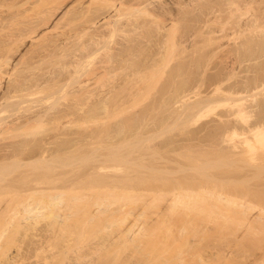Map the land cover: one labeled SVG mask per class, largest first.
<instances>
[{
	"label": "rangeland",
	"instance_id": "rangeland-1",
	"mask_svg": "<svg viewBox=\"0 0 264 264\" xmlns=\"http://www.w3.org/2000/svg\"><path fill=\"white\" fill-rule=\"evenodd\" d=\"M39 1L40 0H37V1L36 0H29V1L28 0H0V2H1V5H0V21L2 20L0 22L2 24V25H0V27L1 26L3 28L5 27V31H3L2 27L0 28V32H1L0 35H2V36H0V42L2 41L3 44L5 43L4 45L3 44L1 45V43H2L1 42L0 46L4 47V46L8 45L7 47L9 48V46L11 45L12 48L14 47L13 49H15V50H17V48L19 49V47H20L18 52H16V54H17L16 57L12 58L13 59L12 64L13 63L14 64L13 65L11 64L13 67H17V65H18V67L16 69H14L9 64L11 67H9V65H6L4 68L5 71L9 70L8 68H10V70H13V71L15 70V72H13L12 75L10 74V78L6 77V75L8 76V74H6V75L4 74V76H3L4 78L2 77V79L0 76V79L3 82L2 83L0 81V85L2 83L1 88L3 89V90L1 89L2 92L0 91V97L1 96L5 97L6 93H8L10 95V90L12 89L11 84L15 83L13 81L12 82L10 81L13 79V76L16 75L15 77L17 78V80L13 79L16 82L18 81V78L23 80L24 79V78L22 79L23 74L25 73L24 74V76H25L27 71L30 73L27 72L28 74L26 76L28 77L30 74L32 75V73H33L32 77L35 75V78L33 77L32 79H36V76H37L36 81L42 76L40 78L41 80H39V82L42 81L43 85H45V82H48L49 84H51L53 82L52 79H54V80L56 79L55 77H57V79L66 77V78H68V80L66 78L65 79L63 78L62 80L61 79L60 80L61 81L67 80L68 82L72 80V82H73L75 77L73 78L72 75H70V77H69V74H71L70 72H72V74L75 72V70H74V72L72 70V69L77 68V66L75 67L74 64H76V63L78 64V62L80 63L81 58L82 59L85 58V59L82 60L83 61L82 64H78L79 69L78 68H77L78 70L76 69V72L73 74V76H75L76 73H77V76L78 75L80 76V73L82 74L81 69L84 72H87L88 71V70H86L87 68L90 69L91 66L93 68H95L96 67L95 65L98 63H99V65H97V66H101V64H102V66L105 65L107 67H110V66H108V63L110 61H111L110 64L112 66L113 65L116 66L117 69L114 68V69H116V70H114V73L108 72L105 75L103 74L104 75L103 76L104 81H100L103 84V86H101V91H100L101 96L98 95L97 96L98 98L93 96V98L90 99V104H91V105L89 104L90 107L88 104H86V105H88V107L85 105V107H86L85 110L81 112V114H84V116H86L88 118H92V115L89 116L90 113L94 114L93 112L90 111L91 110L90 108H93L92 107L93 103L91 100L95 101L98 99V102L101 103V99H102L103 100L102 103L103 102H104L103 104L107 103V105L105 106V108H103L104 105H102L103 107L98 108L97 110L99 112L97 110L96 111L93 110L94 112H96L95 115L97 116V118L100 117L99 119H97V120H99L98 122H96L97 120H95V121L93 120L96 124H93L94 122L91 121L93 118L91 120L89 119L88 122L84 123L85 125L88 123L86 125L87 127H85V125H82V127L80 126L82 128V130L80 127H78L77 124L76 125L74 123H73V125L68 124L69 128L66 125L67 127H65V129H64V130H66V132L63 133V135L61 134L62 136H60V133L58 130H54L53 133L55 136H53V138L48 137V138H52L50 140L51 141L50 143H52V141L54 139V141H53L54 144L52 143L51 145L56 146V147H54L55 152L58 151V153H55L53 156L54 164L52 163V167L56 166L54 168L55 171L52 168L53 172H51V174L53 173L51 178H54V179H52V181H55V183L53 182V184L51 183V185H49L50 187H53L54 194H53V192L50 191L51 189L47 190L45 192H41V193L38 192L35 200L36 201L40 200L39 201L40 203L37 204V202L34 201L33 202L34 204L32 203L30 205L31 208H27V209H25L22 206V204H19V203L14 204V203H10L8 201H5L6 199L8 200V198L19 196V195L28 196L30 193L27 190L28 189L27 184H29L30 180L31 181L33 180L34 176H35V178L37 177V179L38 178L42 179L45 176L47 177V175H45L47 173L45 171L46 168H44L45 167V166H43L44 163H42L43 160H42V162L40 161V163L37 162L40 165L35 163L33 165L35 168L33 166H26L25 168L23 167L24 169L23 168L17 169L16 172L13 173L12 175L5 172V177L7 176L8 178L6 180L4 179L3 182L0 180V183L2 182L1 183L2 185L0 184V188H1L0 189V198H1L0 199V264H186L187 261H188L187 264H196V263L197 264H211V263H214L215 260L219 261V262L214 263V264H226V263H228V264H250V263H252L253 264V263H255V260L257 262L255 264H258V263L264 264V262L262 263V261H261V257L264 254V240L260 241V239H264V236H263V233L261 234L260 229H258V228L264 226L262 224L264 219L263 220L260 219V216L258 215V213H261V212L262 213L260 215L264 214V212H263V210H264V167H263L264 166V160L261 158L259 160L257 159L258 158L257 156L259 153H260L259 156L264 154L263 152L261 153V151H264L263 150L264 149V142H262V141H264V128L261 129L260 132L256 133L255 135L251 134L252 133L251 130H250V132L248 131L250 128H253L252 126L257 125L259 122H260L259 125L260 124L262 125V123H263L262 126L264 127V0H259L260 3L258 2L259 6L257 5L259 7L258 11L256 10L257 13H255L254 12L255 10L253 11L252 9H251V11H250V9L247 11L245 10V12L241 15V19L237 18L239 16L237 14H230L231 13L230 10H225L226 5L218 4L216 0H214V3L216 1V4H218V5H216V4L214 5L213 0H210V3H209L210 5H208L210 7H207L208 9L211 8L209 10L208 9L206 10V7L203 9L199 8L201 10H199V9H196V11L191 10L192 12L188 9V11L190 13L187 14V12H186L187 9H185L186 10L185 11L183 8L184 11L181 9L182 12H180V13H178L179 11H176L177 15L179 14L177 16V18L180 15H181L180 17L182 18L185 16V14L188 15V17L185 16L184 17L185 19L184 18L181 19L179 17L180 19H178V21L180 20L179 23H182V25L181 24H179L181 26L177 25L174 28L175 31H174V29H170L169 27H165L161 24H160L161 27L160 26L156 27L157 24L155 25V24L151 23L152 25H154L152 28L150 22H152L153 19H152V17H151V21L149 19L150 16H152V15L149 14L150 16L149 15L146 16V18L149 16L148 17L149 20H147L146 18H144V20H143V18H141V16L143 14H141V16H139L138 13H136L139 17L138 16L135 17L136 15H134V17L132 16L133 19L138 18V19L143 20V22L146 19V21H150V22H148V25L149 24L150 25H149V27H147L148 25L147 26L145 25L146 27L144 26V28H142L143 27L142 24L143 25H144V23L146 24V22H144L140 25L139 29H137V30H135V28L131 27L132 29L128 30L127 34L123 33L125 31H119V30H117V31L113 30V33L111 34L109 32L110 30L108 31L107 28H106L107 31L104 30L105 32H103V29H105V28H103V29L97 28V29H101L102 30L101 31V30L95 29L94 27H93L94 29H92V27L90 25L89 26L87 25L88 24L87 21L91 20V18L93 19L95 16V18L98 17V19H99V16L102 15L103 11L105 12V10H103V9L95 8V7H97L98 3L97 4L96 3L91 4L89 7V4H88L89 1L87 4L85 2L87 0H83L84 2H82L85 5L80 3V0H76V2L74 0L73 4H70L71 7L69 5V8H68L69 10L66 8L65 9L61 8V11H57V14L55 15L56 17H54V16H50L51 15L50 13H51V11L53 12L54 9L55 10L57 9V7H55L56 1L55 2L52 1L55 4L52 3L51 1H49V2H51V6H50V4H47V6L44 7V10L43 9L41 10L40 6L38 8ZM159 1L161 2V0H159ZM203 1H204V3L209 2V0L207 2L205 0H202V3L200 1H198L197 6L199 3L204 4ZM155 2H157L158 4L160 3V2H158V0L157 1L154 0V3ZM163 2H165V1L163 0ZM211 2L213 4H211ZM154 3L151 4V6L153 7L152 9L155 10L154 13H157V15H156V17L153 16V18H157V16H159L157 18V20L158 19L160 20L161 17H165L166 19H167V17H170V20H171V17H173V19L176 20L175 19L176 17H174L176 14L175 11L174 12L168 11V13H167L168 9H166V8H168V6H169L167 3L161 2L162 4L160 3L159 6L157 4L158 8L155 5L156 3L155 4ZM20 4H22V5H20ZM52 4H54V6H52ZM48 5H49V7H48ZM57 5L58 4H56V6ZM153 5H155V7ZM212 5H214V6L211 7ZM219 5H220V7L217 8V10H215V8L218 7ZM86 6H87V8H86ZM221 6H222V9H220ZM52 7H54V9ZM82 7L84 9L85 8L86 9L84 10ZM48 8H50V10L51 9L52 10L50 11ZM92 8L103 10V11H98L95 9L92 10ZM155 8H157V10ZM162 8L164 9V11ZM223 8H224V12L221 11V10H223ZM39 9H40V11H39ZM45 9H47V10H45ZM74 9L76 12L75 11L73 12ZM87 9L88 10L90 9L91 12L94 10L97 12L94 11L95 13L94 12L89 13ZM174 9L175 8H173V10ZM218 9H220V11ZM48 10H49V12H48ZM66 10H68V11H66ZM43 11H45L44 13L47 14L46 17H49V16L53 17V18H51L52 23L49 22L48 23L49 25H44L45 26L44 27L45 34L38 36V38L36 37L37 39L36 38L33 39V37L29 36V31H30L29 26H30V24H33V22H34V25L36 24L35 27H40L39 29L43 28V24H40V23H42L40 20L42 19L41 17L43 15V13H41V12H43ZM152 11L150 10V12H152ZM201 11H202V13H201ZM184 12H186V13H184ZM227 12H229V13L227 14ZM17 13L20 16L23 15V18H20L17 20ZM37 13H40L41 15L37 14ZM172 13H175V14L173 15ZM220 13L223 17L220 16ZM26 14L29 15L27 17H31L30 15H32L33 18L32 17L31 18L33 20L31 18H27L26 16L24 17V15H26ZM45 14L43 15L44 17H45ZM79 14H80V16H79ZM36 15H37V17H36L37 19L40 16V18H41V19L39 18L40 22H36L37 19L34 17ZM74 15H76L77 17ZM88 15H89V17L90 16L91 17L88 18L87 17ZM97 15H99V16H97ZM160 15H162V16H160ZM243 15H244V17H243ZM11 16H12V18H11ZM20 16H18V18ZM228 16H229V21H231L232 24L230 23L231 24L230 27L227 25L228 27L226 26V28L224 29V27H220L218 24L225 21L226 17L228 18ZM13 17H14V20H13ZM216 17H217V19H215ZM242 17H243V19H242ZM74 18L75 19L78 18V20L76 19L77 22L75 21ZM101 18H103V17H101ZM165 18H163V21L165 20ZM34 19H36V21ZM234 19L236 21L240 20V22L238 21V23H237ZM5 20L7 22H4ZM85 20L87 23L85 22ZM141 20H140V22H142ZM154 20L156 21V19H154ZM168 20H167V22H168ZM218 20L221 22L217 24ZM102 21H104V20H102ZM137 21L139 22V20H137ZM161 21H160V23H161ZM213 21L215 24L213 23ZM234 21H235L237 26L235 25V23L233 25ZM241 21H242V23H241ZM167 22L165 21L164 23H167ZM26 23L29 25H27ZM38 23H39V26H37ZM155 23H158V22L156 21ZM187 23H189V24H187ZM52 24H54L56 27L58 26L57 27L58 29H56L55 26ZM77 24H78V26H77ZM10 25H12L11 26L12 28H10ZM232 25H233V27H232ZM241 25H243V26H241ZM31 26L33 27V25H31ZM26 27H28V28H26ZM83 27L86 28V31ZM88 27L89 28L91 27V30ZM135 27H137V26H135ZM162 27H163V29H162ZM13 28L15 30L11 31ZM16 28H19L21 30L18 31L19 29H16ZM22 28H24V29H22ZM74 28H75V31L73 30ZM77 28L79 31L77 30ZM146 28H149L150 30L146 29ZM9 29H11V30L8 31ZM64 29H65V31H64ZM83 29L85 32H87L86 34H84ZM133 29H134V31H132ZM16 30H17V32H16ZM61 30H62V32L63 31L67 32L65 34L63 32V35L67 39H64V36H62ZM66 30H69V31H66ZM70 30H71V32H70ZM76 30H77L78 35L80 32H81V34L83 33L82 34L83 36L79 35L80 36L79 38L81 40L80 39L78 40ZM24 31H25V33L27 32L26 33V34H28L27 37H31L32 39L29 38V40H28L27 37L26 38L23 37L25 35ZM2 32L4 33V35L2 34ZM20 32H23L24 34H22ZM68 32H70V33H68ZM106 32H108L109 34L108 33L106 34ZM99 33L101 35L106 34L107 36L105 37V39H103V37L105 35H102V37H101L99 35ZM69 34H70V36H69ZM91 34L92 35L94 34L95 36L94 35L92 36ZM11 35H13L15 38ZM56 35H58L59 37L58 36L56 37ZM7 36H11V37H8L10 40L7 38ZM21 36H22V38H21ZM42 36L43 37L45 36V39ZM97 36H100V37H97ZM47 37H49V39ZM70 37H71V40H69ZM72 37H73V39H72ZM81 37L83 38V41L85 40L84 42H82ZM23 38H25V39H23ZM54 38H56V39H54ZM99 38H102V39H99ZM93 39L96 41H94ZM97 39H99V40H97ZM53 40H54V42H53L54 45L51 42ZM100 40H101V44H99L98 46L94 45L95 44L94 42L99 41V43H100ZM172 40L174 41V44H173ZM21 41H23V42H21ZM70 41H72V42H70ZM16 42L18 45L16 44ZM42 42L44 44L40 45V44H42ZM50 42H51V44H50ZM77 42L80 44H78ZM88 42H89V45H88L89 51H88V49H86L85 51L88 54H90L89 52H91V51H92V53L90 55H88L87 58L82 57V55H81L82 50L81 51L79 50L80 53L77 52L78 49L81 48V46H79V45H81L83 43L82 46H84V45L88 44ZM76 43H77V45H76ZM102 43L105 44L104 46L107 45L106 48L102 47L100 49V46L103 45ZM19 44H21V45H19ZM172 45H173V47H172ZM11 46H10V48H11ZM40 46H42L43 48L41 49ZM63 46L66 47L65 50H64ZM69 46L72 48V50L70 49ZM91 46H92V48H91ZM245 46H247V47L245 48ZM2 47H0V48H2ZM7 47H5L4 50H7L6 49ZM73 47H74V49H73ZM115 47H116V49H115ZM125 47H126V49H125ZM103 48H105L106 50H108L107 48H109L108 51L111 53L107 54L109 52L106 51L105 49L103 50ZM248 49L250 51H248ZM52 50H54V51H52ZM56 50H57V52H56ZM58 50H60V51L58 52ZM62 50H64L63 52L67 53L68 51H70L71 53L70 52H69L70 54L67 53V55H68L67 56L66 53L62 52ZM75 50L78 53V55L80 54V56H81V57H79L80 60L78 57H76L77 53L76 54L74 53ZM125 50H128L127 51L128 53ZM244 50H245V52H244ZM40 51H43V52H40ZM50 51H51V53H50ZM129 51H130V53H129ZM246 51H248V52H246ZM47 52L51 56H49V54ZM118 52H119V54H118ZM60 53H61V56H60ZM45 54L46 55L48 54V55L46 56ZM73 54H75V55H73ZM22 55H23V58H22ZM69 55L73 56V57L71 56V58H73L74 61H76V59L78 58V60H77L78 62L72 63L74 66L73 65L70 66L73 59H71ZM109 55H111L112 57ZM24 56H26L28 58L26 59V57L24 58ZM32 56L34 58L33 60L31 58ZM54 56L56 58H54ZM62 56L65 59V60L62 59V61H64V63L66 62V64H68L67 62L69 60L68 65L70 67L68 66L67 68L68 69L70 68V70L65 69V68L63 69V67H61L59 64L57 66V64L54 65L52 63L54 61L60 60L59 58H61ZM108 56L111 57L112 59L108 58ZM42 57H44L45 59L43 60ZM74 57H76V58H74ZM105 57H107V58H105ZM41 58L43 61L41 60ZM22 59H24V60L21 61ZM28 59H29V63L27 62ZM103 59H105V60H103ZM106 59H107V61H106ZM108 59H109V62H108ZM30 60L32 61V63L30 62ZM113 61L115 63H113ZM9 62H11V61H9ZM40 62H41V65L39 64ZM46 62H47V65L49 64V62L52 63L53 65L49 64L48 66H50V67H48L46 65ZM20 63H21V65H20ZM24 64L25 65L27 64V65L25 66ZM29 64L32 66V68ZM42 64H45L46 67H44L45 65H42ZM28 65L30 66L29 69L31 68L30 70L27 69ZM119 65L122 66L123 68L122 69L119 68L120 67ZM52 66H55L56 71L54 70V67H53V70L55 71V73L56 72L58 73L60 67H61V70H63V71L61 72V70H60L59 75L57 73L54 75L53 74L54 72L52 70L53 73L49 71L50 72V74H49L48 70H50V68ZM128 66L130 67V69ZM131 66H132V68H131ZM124 67H126V68L128 67V68L126 69ZM18 68H19V70H18ZM93 68H91V70ZM110 69H113V68L111 67ZM123 69H124V71H123ZM65 70H67V72L70 71L69 74H66ZM45 71H47V73L49 74V75H47L48 78L51 77L50 82L47 81L48 79H46L45 77L44 78L46 79V81H45V79L43 81V76H46V74H47ZM111 71H113V70H111ZM115 71H117L118 73L116 72V74H115ZM128 71H130L132 74L127 75L126 72H128ZM133 71H134V73H133ZM37 72L39 74H37ZM84 72H83V75H85ZM17 73H19V75L21 77H17L18 76ZM111 73H113V75H115L114 76L115 78L113 77V75H109ZM135 73H136V75H134ZM42 74H45V75H42ZM39 75H40V77H39ZM61 75H63V76H61ZM66 75H68V76H66ZM126 75L128 76L127 79H129V77H130V79H129L130 86L133 85V86L129 87V89L128 88H126V89L122 88L125 85L124 81L127 80ZM108 76L109 77L112 76L110 78L111 79L113 78V80H111ZM29 77H31V76H29ZM78 77L75 79L77 80ZM107 77H108V79H107ZM254 79L255 80L258 79V80L255 81ZM101 80H103V78ZM150 81L152 83V87L150 89H147V86H148V84H150L149 83ZM56 82H53L52 85H55L54 83H56ZM48 83L46 84L47 86L49 85ZM59 83H62V82H59ZM63 83H64V81H63ZM105 83H107V84H105ZM109 83H111V84H109ZM121 83H124V85ZM243 83H245L246 86ZM69 84H71V82L66 84L67 86H65L61 92H59L58 94L57 93L54 94V96L51 97L47 102H44V104L46 105V106L44 105L45 108H48V109L50 108L49 112L51 114H54V115L49 114V117L51 116L50 119L53 116H58V115L60 116V113H63V111H64L63 108H66L65 106L67 104L70 105L68 103V101L74 103V100H73L74 98H72L73 93H72L71 97L69 96V94H71V93H69L67 95V92L73 91V89L70 86H69V88H71V89L67 90V87ZM73 84L74 83H72L71 85L73 86ZM236 84H238V85H236ZM121 85H123V86H121ZM143 85L146 87L144 88ZM2 86H4V87H2ZM8 86L10 88H8ZM49 86H51V85H49ZM56 86H58V85L56 84ZM126 86L127 85H125V87ZM233 86H234V88H233ZM240 86H241V88H240ZM119 87H120V89H119ZM7 88L10 89L9 92H8ZM132 88H134V89L132 90ZM249 88H250V90H248ZM241 89H242V91H239ZM244 89H247V90H244ZM5 90H6V92H5ZM109 90H111V91H109ZM114 90L116 92L118 90L117 95H116V92ZM140 90H141V93H140ZM235 90H236V92H235ZM65 91H66L67 98L65 97L66 96L64 93ZM113 91L115 93H113ZM124 91H126V92H124ZM130 91L132 94H129ZM230 91H231V93H229ZM127 92H128V94H127ZM108 94H110V95L107 96ZM111 94L112 95L114 94V95L111 96ZM118 94H119L120 98L118 97ZM57 95L61 96V98H59ZM127 95H129L130 97ZM62 96H64L65 101L62 100L63 99ZM68 96H69V99H68ZM55 97H56V99H54ZM109 97H111V98L109 99ZM10 98L14 99V100H12L13 104L16 101L19 102V100H20V99L16 100L17 98H20V97H17L16 99L14 97H10ZM10 98L7 97L5 99H6V101L7 100L9 101ZM103 98H105V99H103ZM122 98L123 99L125 98L128 100H125V99L121 100ZM5 99L2 100V101H4L3 103H5ZM57 99H59L58 105H59L60 100L62 102H65L66 105L60 104L59 107H57L58 106V105L56 106ZM66 99H67V102H66ZM70 99L73 101H70ZM106 99H109L108 100L109 102ZM116 99H117V101H116ZM53 100H55L56 103H55V101L53 102ZM110 100H112V101H110ZM129 100L132 103H130ZM8 101H7V103L11 105V103H12L11 100H10V102H8ZM61 101H60V103H62ZM118 101L120 103H118ZM122 101L124 103H121ZM18 102H16V103H18ZM21 102H23V103L19 104L18 106H15L16 110L11 111L12 113L8 112L5 114L9 115L11 113L13 118H14L17 116V115L14 116V113L16 111H17L16 113L18 114V116H20L19 113H21V115L23 113H24V115H26L29 112L28 108L29 109L33 108V106H32L33 104H31V101L26 100L24 102V100H23ZM50 102H51V104H49L50 106L48 105V107H47V103H50ZM112 102H114V104H111ZM126 102L129 103V105H127ZM52 103H53V105H52ZM28 104L31 108L29 106H27ZM54 105L56 107H53ZM109 105H110V109L107 110L109 108ZM119 105L123 106V107H120ZM51 106H52V108H55V109L51 110ZM116 106L118 107V109L119 108L120 109L118 110ZM39 107L42 108V106H39ZM113 107H116V109ZM99 109H101V110L103 109L102 110L103 112L100 111ZM54 110H55V112H54ZM51 111L54 113H52ZM71 111H72V109H71ZM73 111H74V109H73ZM85 112H87V113H85ZM73 114L74 113H71L70 116H72ZM61 115H63V114H61ZM73 117L75 118L74 115H73ZM73 117L70 118V120H73ZM255 122H256V124H255ZM48 125L50 126V124H48ZM70 125H71V127H70ZM54 126H55V124H54ZM83 127H84V129H83ZM68 130H70L68 132L69 135L64 136L65 134L66 135L68 134L67 133ZM96 130L98 133L96 132ZM102 130L104 132L107 131V133L105 132L106 133L105 134L104 132H102ZM73 131H76V132L73 133ZM80 131H81V133H80ZM79 133L82 135L81 137H79L80 136ZM102 133L104 136H102ZM20 134H22V133H20ZM20 134H15V136L19 135L17 140H16V137H14V136L13 137L15 139H13V137H12V139L9 137L7 139H4L3 137H1V139H4V140L0 139V152H2V156L0 154V160H1L0 164L1 165H3V166L5 165V167H6L8 164H11V162H9V160L12 158L9 159V157L7 155L9 153V151H7V149H5V148H8L9 145L12 143H15V145H17V146L13 147V145H12L11 147L18 149L20 151H25L28 148L26 151V152H28V150H30L31 147H32V149L33 148L34 149L42 148V146H43L42 142H44L42 139H40V138H42L41 136H43L42 133L40 135L38 134L35 136L31 135L32 137L28 136V135H26L27 137L26 136L20 137ZM22 135H25V134H22ZM95 135L97 138L94 137ZM99 135H100V137H99L100 139L98 138ZM1 136H3V135H1ZM248 136H249V138H248ZM104 137H107V138L104 139ZM246 138L250 139L251 145L254 144L252 147H250L248 145L246 146V144L243 143V141ZM80 139L83 142L82 144H81V141H78ZM98 139L102 142L101 147L99 146V145H101L100 144L101 142ZM18 140H20V141H18ZM21 140H22L23 144L21 146H18L22 143ZM33 140H35V141H33ZM40 140H42V141L40 142ZM67 140L68 141L70 140L69 141L70 143L67 142ZM221 140L222 141L224 140V142H222ZM255 140H258V141L255 142ZM8 141H9V143H8ZM48 141H49V139H48ZM73 141H75V142H73ZM77 141H78V143H77ZM226 141H227V143H226ZM16 142L17 143L19 142V143L17 144ZM30 142H31V145H30ZM32 142H33V144H32ZM57 142H59L61 145ZM110 142H112V143L114 142V143L112 144ZM115 142L117 145L115 144ZM215 142L217 145L215 144ZM218 142L221 143V144H219L220 146L218 145ZM238 142L241 145L238 144ZM252 142H254V143H252ZM3 143H5V144H3ZM6 143H8L9 145ZM25 143H27L28 145ZM258 143L259 144L261 143L263 145H261V144L259 145ZM1 144L5 145V146L7 145L8 147H4ZM44 144H45V142H44ZM77 144L78 145L80 144V146L76 147ZM125 144H126V146H125ZM228 144H230V145H228ZM29 145L31 147H29ZM40 145H42V146L40 147ZM65 145L67 147H65ZM83 145L86 147L84 148ZM127 145L131 146V147H128ZM238 145H240L239 147H243V148H239ZM256 145H257V147H256ZM74 146L78 149L82 146L83 147L81 149H79V152H78V150ZM116 146H119V147L117 148ZM121 146L124 148H122ZM218 146L221 149H219ZM19 148H21V149H19ZM71 148H73V149H71ZM119 148H120V150H119ZM129 148H131L132 151L129 150L130 154L129 153L127 154V150ZM226 148H228V150ZM2 149H3V151H1ZM4 149L7 151L6 152L7 154L4 152ZM65 149H67L68 151ZM113 149L115 150L114 152L119 153L118 154V155H120L119 159L117 158L118 155L113 156V155H116V153H114L112 151ZM222 149L225 152H223ZM238 149H240V150L238 151ZM248 149H249V151H253V153L251 152L252 153L251 155H249V153H248L249 151L247 152ZM84 150H85V153H84ZM211 150H213V151L218 150L219 152L218 151L217 152L220 156L217 155V152H215V154H216L215 155L213 151L211 152ZM229 150L232 151V153H234L235 155L230 152L229 156H227L229 153ZM234 150H237L239 155H237L236 154L237 152L236 151L234 152ZM244 150H246V151L244 152ZM72 151H74V152H72ZM123 151H124V153L122 155ZM240 151H242V152H240ZM254 151H255V153H257L256 151H258V154L256 155L254 153ZM62 152H64V153H62ZM111 152L114 154H112ZM239 152L241 154L243 153V155L247 158H243V156L240 155ZM88 153H90V154L88 155ZM221 153L224 154L225 158L228 157L229 159L228 158L227 159L229 161L227 159L225 160L224 156L221 155ZM106 154L107 155L109 154L108 156L110 158H108V156ZM110 154H111V156H110ZM213 154H214V156H213ZM87 155L88 156L91 155V157L87 158L86 157ZM211 155H212V157H211ZM230 155H233V156H230ZM252 155H253L252 159L255 158L254 160H252L250 158ZM254 155L256 157H254ZM6 156L8 157L7 159L5 158ZM82 156H84V158L88 162H86V160L84 158L82 159L81 158ZM105 156H107V157L105 158ZM123 156L127 157V159L124 160ZM221 156H223L224 160L221 159L222 158ZM58 157H60V158H58ZM62 157H64L65 159H63ZM112 157L113 158L115 157V159H116V161L113 160V161H115L114 163L112 161V159H113ZM121 157H123V158L121 159ZM218 157H221L220 158L221 160ZM263 157H264V155L262 156V158ZM230 158L232 160H230ZM238 158H240V160ZM100 159H101V161L106 160V161H104L105 162L104 164L106 166H109V164H110V166L112 164H113V166L114 165L117 166L116 169L119 168V166H118L119 162L117 163L118 165H116V162L120 161V159H121V161H123V163L120 161V163L122 164L123 167L126 163L131 165V166L127 165L128 167L125 165V167H124L125 172L126 173L128 172L127 173L128 175L130 174V176H129L130 179L128 182H127L128 178H129V177L127 178L128 175L125 173L124 174L127 176H125L123 173H122L123 175L121 174V176H123V178H124V176L126 177L125 182L124 181L123 182L124 183L127 182L126 184L122 183V184L126 185V186L123 185L122 189L125 187L131 188V186L135 185V182H137V181L139 182V179H141L140 181H142L141 177L144 178V176H146V175H144V171L150 172L149 173L150 175L148 174L149 176H146L147 177L146 180L148 181V179L151 178L149 180L152 184L149 182H147L145 184H143V182L142 183L139 182V184H138L139 189L133 188V187H136L137 184H136V186L132 187L133 189L136 190L137 193H140L143 191L147 195L145 197V194L140 193V195L143 196V198L141 197L137 206H136V203H134V206H132L133 205V203H132L131 206L129 205L130 206L129 208H128V206H125V207H127V208H125V210H124V208H121V210L123 209V211H125V212H126V210L127 211L129 210L128 213L126 212L127 214L123 211L119 213V211H121L120 209H116V211H114L115 206H116V208L117 207L119 208V206H121V205L123 206L122 202L121 203L118 202L119 204L117 203L115 205H114V203H111L109 206L108 205L106 206L105 205L106 203L104 205H99V203L96 204L95 202H93V200H95V199H92L93 195L94 194L97 195L98 194L97 192H102V191H99V189L100 190L104 189V188L101 189L102 186L103 187L107 186L108 188L110 186H114L113 188H115L117 186V183L121 184L122 181H120V180L123 179V178L120 179L121 176L118 177L119 180H118V178H116L118 176V174L120 175V173L124 171L122 166H120L121 170L119 168V170H116V171L114 170L115 168H113V166H111L112 169H110V166L108 167V169H106L107 168L106 166H105L106 168L102 167L100 169V167L104 165L103 162H100ZM129 159H130V161H128ZM211 159H214V160L216 159L214 162L215 163L217 162V165L214 164V162H212L213 163L212 164ZM110 160L112 162H109ZM260 160H262V161H260ZM194 161H196V162H194ZM257 161L260 162V164L262 163L263 165L258 164ZM12 162H13V159H12ZM6 163H8V164L6 165ZM144 163L147 164L148 167ZM204 163H205V165H207V167H204L205 166ZM218 163L220 165H218ZM197 164H199V165H197ZM211 164H212V167H211ZM1 165H0V168L3 167ZM138 165L140 167H138ZM208 165H209V167H208ZM136 166L138 168H136ZM143 166H145L144 169H143ZM199 166L201 167L202 171L200 170ZM202 166H203V168H202ZM217 166H219V167H217ZM29 167L32 168L33 171H31V169ZM198 167H199V169H198L199 171L198 170L196 171L195 168H198ZM228 167H230L231 169ZM96 168H98L100 170H97ZM128 168H130L131 171ZM139 168H142V169H139ZM152 168H154L156 170H159V168H160V170L162 169L164 172H162V170H161L162 173L157 172L154 169H153V171H154L153 172L151 170ZM218 168H219L220 172H219ZM226 168H227V171H226ZM2 169H4V167ZM6 169H8V168H6ZM122 169H123V171H122ZM212 169H214V170L216 169L217 171L215 170L216 171L215 173L211 172ZM23 170L25 173L23 172ZM126 170H128V171H126ZM133 170H134L135 174L132 175L131 172ZM20 171H21V173H20ZM137 171H139V172H137ZM204 171H206L208 174L206 173L204 175H200L201 172L205 173ZM253 171H255V173ZM42 172H44L45 174ZM118 172H120V173H118ZM140 172H143V176H142V174L140 175ZM231 172H233L232 175H231ZM235 172H236V174H235ZM40 173H42V174H40ZM163 173L165 174V176ZM209 173H210V176H209ZM212 173L217 175L218 179L221 180L220 181L221 183L218 182L217 177L214 176ZM38 174H40L41 176ZM159 174L160 175L163 174V175L157 176ZM211 174L213 175V178L216 181L212 180L213 178H211L212 177ZM245 174H247L248 177ZM250 174H251V176H250ZM8 175H10V176H8ZM27 175H28V177H27ZM43 175H45V176H43ZM136 175L138 177L139 176H141V177L140 178L135 177ZM152 175H155L157 177L154 178V177H152ZM205 175H207V176H205ZM49 176H51V175H49ZM203 176H204V178H201ZM208 176H209V180H206V179H208ZM241 176H242V179H239V178H241ZM11 177L14 179V181L16 180L15 182H17L18 184L15 182H12ZM108 177H109V181L107 180ZM114 177L117 180V181L113 180V182L116 181L115 182L116 184L114 183L115 185L111 183L112 182L111 179H114ZM236 177H237V179H236ZM24 178H27V179H24ZM102 178H104L106 180H102ZM231 178H233V179H231ZM22 179H24V180H22ZM134 179L137 181H133ZM226 179H228V180H226ZM249 179H250V181H249ZM8 180H10L12 183ZM25 180H26V184H25ZM34 180H36V179H34ZM100 180H102L101 181L102 183L100 182ZM131 180L133 181V184L130 183ZM211 180L216 182V184L214 185V183L211 182ZM21 181H22V183H21ZM222 181H224V182H222ZM230 181L231 182L234 181V183L236 181L237 182L234 185V183H231ZM103 183H106V185H103ZM128 183H130V184L127 185ZM54 185L56 187H54ZM121 185H118V188L117 189L115 188V191H120ZM140 185H141V189H140ZM4 186H6V187H4ZM11 186H12V188H11ZM19 186H21V187H19ZM178 187H181L180 189H182V190H179ZM213 187L215 188L214 189L215 191H213L214 193L220 192V194H223V196H225L224 193H226V195L228 194V196H231V198L235 197L237 202L241 201L242 203H240V202L239 203L242 206V207H240V209L242 211H243V209H245L246 211L250 210V209H248V206H250L251 210L253 212H251L249 214L247 212L245 213V210H244L243 212L245 213V215H242L243 214L242 213L241 217L244 218L243 220H245V217L247 215H249L246 217V219H247V221H250L252 225L250 224V222H247V223H249V224H247L245 222L246 221L245 220L244 222L246 223V225L244 224L245 226H242V227H241V225H239L238 226L239 229L237 230V232L233 233L230 228H223L219 224L220 223L219 221L221 220L219 218H216L215 220L211 219L209 221H207L208 219L206 221L200 220L199 217H197V214H194V211H192L191 209H189V210L192 211L191 212L192 214L191 213L189 214L188 213V207L187 208L185 207L186 203L180 202V205L178 203V205L175 204L176 206L175 205L170 206L173 203L172 201H174V199H175V198L172 199V197H171L172 193H175V191L179 192L180 196H181V194L182 195L187 194V191H188V194H191L192 192H193L192 194H194V192H195L194 195H196V194H198V192L199 193L203 192L204 189L205 190L208 189L209 191L213 190ZM234 187H235L236 192L233 189ZM110 188H112V187H110ZM119 188H120V190H118ZM202 188H204V189H202ZM159 189H160V191H159ZM138 190H140V192ZM48 191H50V192H48ZM157 191H159V192L157 193ZM180 191H182L183 193H181ZM255 191H257L256 193H258V197H256L257 195H256ZM57 192L59 194H60V192H63L61 194H62V196L64 195V197L66 199H63L64 198L63 197L61 199V201H59L60 199L59 200L58 199L53 200L54 199L53 196H55L57 194ZM75 192H77V193H75ZM103 192H105V191H103ZM106 192H107V190H106ZM184 192H186V193H184ZM239 192H240V194H239ZM73 193H75L77 195L79 193H81L82 195H84V197L86 196L85 198L88 197V200L92 196L91 197L92 200H89V201L87 200L91 205L88 204V202H86V200L84 199L85 200L84 202H86L88 204V206L90 205L89 208L86 206L87 204H85L83 201L81 203L76 202V206H77V204H79V205L82 203L85 204V207L82 205H80V206L78 205L79 208L84 207V208H82L83 210L81 208H80L81 209L80 210L78 208V206L72 207L75 204H74V201L72 199H71V201H69L70 200L69 195H73ZM151 193L154 195L153 198H150V197H152ZM155 193H157V194H155ZM163 193H165L164 195H167V193H168L169 198H168V196L162 197ZM169 193H171V195H169ZM179 193L178 194L175 193V194L177 196H179ZM203 193H205V191ZM48 194L49 195L51 194V195L48 197ZM158 194H159V197L156 196ZM205 194H207V193H205ZM251 194H252V196H251ZM176 195H174V197H176ZM38 198H39V200H37ZM41 198L45 199V201L43 200V202H41L42 201ZM49 198H52V199H49ZM238 198H240V200H238ZM152 200L156 201V202L153 201L155 204H153V203L150 204V202H152ZM157 200L159 202H157ZM140 201H141V203H140ZM247 202L248 203L251 202L250 203L251 205H249ZM254 202H257V204L255 203L256 209H257V211H255V212L257 213V215L254 212L255 209L254 208H253L254 210L252 209V207H253L252 204H254ZM124 203L126 205L129 204V203L127 204L126 202H124ZM246 203L248 204V206L246 205L247 207L245 208ZM100 204H103V203H100ZM110 206H111V208H110ZM167 206H169L171 208H168ZM153 207H155V209ZM172 207L177 208L176 211L174 210L175 208H172ZM178 207L181 209L179 210ZM143 209H144V211H143ZM185 209L187 210V212H184ZM110 210H113V212L112 211L110 212ZM117 210H118V212H117ZM141 210L143 213H141ZM106 211H109V212L107 213ZM114 212H116L115 213L116 215L113 214L115 216V219L117 216L122 215L123 217L119 216V219L121 220L126 215L125 219H123L125 221L123 222V221H120L119 219H118V221H115V219L112 220L113 215L111 213H114ZM144 212L146 213V215L144 214ZM121 213H125V215L121 214ZM138 214H140V215H138ZM135 215H137V216H135ZM143 215L145 216V218L143 217ZM108 217L111 219V221H110V219H106ZM142 217H143V219H142ZM263 217H264V215H262L261 218H263ZM132 218H134L136 220L135 221L133 220L134 221L133 222L131 220ZM139 218H141V220ZM193 218H194V220H193ZM95 220H98V222ZM189 220L192 222L194 221V223H192V222L190 223ZM196 220H198V221H196ZM130 221H132L134 223L132 226L130 225L132 223ZM136 221L137 222L141 221L140 223L143 226V228L140 226L139 222H138L139 225L136 224L137 223ZM241 221H242V219H241ZM127 222H129L130 224H128ZM164 222H165L166 226H171L172 224H173L172 228L175 226L174 229H172V230H174V231H172L174 234L172 233L173 236H171L173 238L172 240H174V242H175L172 245L174 247L172 249L171 248L168 249L165 247L161 248V250L155 249V248L152 249V245L149 244V239L147 240V238L149 237V235L147 233L150 234L152 229L157 227V225L160 226ZM126 223H127V225H126ZM211 225H213V226H211ZM134 226H136V227H134ZM127 227L128 228L131 227L130 230H127L128 233L125 231ZM252 227H253V230H255L254 232L255 233L257 232L256 234L253 232V230H251ZM135 228H138V229H135ZM139 228H140L139 233L141 235L137 234V232L139 231ZM164 229L165 228H161V231H163ZM178 229H180V230H178ZM245 229H246V231H245ZM141 230H143V231H141ZM122 231H125V233H123ZM130 231H131V233H133L135 231V233L131 234V233H129ZM259 232H260V234H259ZM220 234H222V235H220ZM224 234H225V236H224ZM250 234H252V236ZM135 235H137L138 237L137 236L135 237ZM134 237H135V239H134ZM142 237H144V239L147 237L145 241H147L148 244L144 241V239ZM139 238H142V239L140 240ZM231 238H233V239H231ZM133 239H134V241H133ZM137 239H139V241L143 242V243L136 241ZM184 241L185 242L188 241V242L185 243ZM228 241H229V243H228ZM241 241L243 244L241 243ZM177 242L182 243V244L179 245V243H177ZM260 242H262V243H260ZM181 245H184V246L186 245V246L185 247L183 246L184 247L183 248ZM233 245H235V246L233 247ZM238 245H241V246L238 247ZM188 248H190V249H188ZM212 248L214 250H211ZM220 250H221V252H218ZM236 250H238L237 251L238 253L236 252ZM212 251H213V254L211 253ZM215 251H217V252H215ZM222 251H223L225 256L222 255L223 254ZM245 251H246V253H244ZM230 252H232V253L230 254ZM240 252H241V254H239ZM214 253H216V254H214ZM235 253L239 254L241 256L243 254L242 257L245 256L244 258L246 260L244 258H239V257H241L239 255H237V257H236ZM249 253H251L252 255ZM212 255H216V256L218 255V256L216 257V256H212ZM227 255H228V257H227ZM232 255H233V257H232ZM217 259H219V260H217ZM221 259H222L223 263H222V261H220ZM235 259H236V262H234ZM226 260L227 261L229 260V261L225 262ZM229 262H231V263H229Z\"/></svg>",
	"mask_w": 264,
	"mask_h": 264
},
{
	"label": "bare ground",
	"instance_id": "bare-ground-1",
	"mask_svg": "<svg viewBox=\"0 0 264 264\" xmlns=\"http://www.w3.org/2000/svg\"><path fill=\"white\" fill-rule=\"evenodd\" d=\"M29 1V0H28ZM37 1V0H36ZM49 1H56L55 3L56 4H58L57 6H56V4L54 3V2H52V3H54L55 4V7H57V9L55 10L54 9V7H52L54 10H53V12L50 10V8H48L50 11H51V15L50 16H54V17H56L55 15L57 14V11H61V8L62 9H68L69 8V5L70 4H73V1L74 0H40L39 1V5H38V8H39V6L41 7L40 9L42 10H44V7L45 6H47V4H50V6H51V2H49ZM88 1H89V3H88ZM155 1H157V0H155ZM165 2H163V0H161V2L162 3H167L169 6H168V8H166V9H168L167 10V13H168V11L169 12H174L175 11V13H172L173 15L175 14V16L174 17H176L175 19L176 20H174L173 19V17H171V20H170V17H167V19L165 18V17H161L160 18V20L158 19L157 20V18L159 17V16H157V18H153V16L154 17H156V15H157V13H154V11L155 10H153L152 8V6H151V4H153L154 3V0H87V1H85L86 2V4L88 3L89 4V7H90V5L91 4H94V3H98V5H97V7H95V8H100V9H103V10H105V12L103 11V10H99V9H95V8H92V10L93 9H95V10H98V11H103V13H102V15H100L101 17H103V18H101L99 15H97V16H99V19H98V17L97 18H95V16H94V18L92 19L91 18V20H89V21H87L88 22V26L90 25L91 27H92V29H97V28H101V29H103V28H105V29H103V32H105L104 30H106V28H107V30L112 34L113 33V30H115V31H117V30H119V31H125V32H123V33H126L127 34V32H128V30H131L132 28H135V30H137V29H139V27H140V25L142 24V23H144V22H146V24L144 23V25L142 24V28H144V26L146 25H148V22H150L151 21V17H152V19L154 20V19H156V21L158 22V23H155L153 20H152V22H150V24L152 23V24H157L156 25V27L157 26H160V24L161 25H163V26H165V27H169L170 29H174L177 25H179V24H181L182 25V23H179L180 22V20L178 21V19H180L181 17V15L177 18V16L179 15H177V12L176 11H179L178 13H180V12H182V10H183V8H184V10L185 9H187V14L188 13H190L189 11H188V9L191 11H196V9H199V8H201V9H203V8H205L206 7V10L208 9L207 7H210V6H208V5H210L209 3H210V0H209V2L208 3H204V1H203V3L204 4H198V6H197V2L198 1H200L201 3H202V0H164ZM177 1V2H176ZM206 2L208 1V0H205ZM217 1V3L218 4H220V5H226L224 8H225V10H230V14H237V15H239L237 18H239V19H241V15L245 12V10L247 11V10H249L250 9V11H251V9L255 12V13H257V11H258V2L260 3V1L259 0H216ZM216 1H215V3H214V0H213V3H214V5L216 4ZM3 2V1H2ZM75 2H76V0H75ZM82 2H84L83 0H80V3H82ZM158 2H160L159 0H158ZM160 2V3H161ZM196 2V3H195ZM156 3V4H155ZM154 4L156 5V7H157V2H155ZM159 3V4H160ZM161 3V4H162ZM212 2H211V4H213ZM3 4V3H2ZM37 4V3H36ZM35 4V5H36ZM54 4H52V6H54ZM83 4V3H82ZM159 4H158V6H159ZM218 4H216V5H218ZM0 5H1V2H0ZM20 5H22V4H20ZM83 5H85V4H83ZM155 5H153L154 7H155ZM214 5H212L211 7H213ZM220 5L218 6V7H216L215 8V10H217V8H219L220 7ZM258 5V6H257ZM95 6V5H94ZM99 6V7H98ZM163 6V5H162ZM19 7V6H18ZM30 7V6H29ZM48 7H49V5H48ZM70 7H71V5H70ZM92 7V6H91ZM161 7V6H160ZM164 7V6H163ZM83 8V7H82ZM86 8H87V6H86ZM85 8V9H86ZM158 8V7H157ZM157 8H155L156 10H157ZM172 8V9H171ZM173 8H175L174 10H173ZM224 8H223V10H221V11H223L224 12ZM19 9V8H18ZM26 9V8H25ZM40 9H39V11H40ZM60 9V10H59ZM81 9V8H80ZM84 9V8H83ZM84 9V10H85ZM163 9V8H162ZM182 9V10H181ZM201 9H199V10H201ZM209 9H211V8H209ZM208 9V10H209ZM213 9V8H212ZM220 9H222V6H221V8ZM220 9H218L219 11H220ZM27 10V9H26ZM45 10H47V9H45ZM49 10H48V12H49ZM69 10V9H68ZM68 10H66V11H68ZM88 10V9H87ZM94 10V11H95ZM150 10L153 12H150ZM181 10V11H180ZM183 10V11H184ZM257 10V11H256ZM29 11V10H28ZM27 11V12H28ZM75 11V9L73 10V12ZM83 11V10H82ZM94 11H90V9L88 10V12L89 13H93ZM161 11V10H160ZM163 11H164V9H163ZM191 11V12H192ZM212 11V10H211ZM252 11V12H253ZM20 12V11H19ZM45 11H43V12H41V13H43V15L45 14L44 13ZM71 12V11H70ZM76 12V11H75ZM85 12V11H84ZM95 12H97V11H95ZM94 12V13H95ZM109 12V13H108ZM162 12V11H161ZM186 12H184V13H186ZM204 12V11H203ZM80 13V12H79ZM82 13V12H81ZM136 13H138V15L139 16H141V14H143L142 16H141V18H143V20H144V18H146V16L147 15H152V16H150V21H146V19L147 20H149L148 19V17L145 19V21L143 22V20H141V19H138V18H134L133 19V17H134V15H136L135 17H137L138 15L136 14ZM152 13V14H151ZM160 13V12H159ZM158 13V14H159ZM163 13V12H162ZM199 13V12H198ZM201 13H202V11H201ZM229 12H227V14H228ZM23 14V13H22ZM37 14H40V13H37ZM65 14V13H64ZM67 14V13H66ZM154 14V15H153ZM165 14V13H164ZM41 15V14H40ZM42 15V19L40 18V16H39V18L41 19L40 21L42 22V23H40V24H43V28L42 29H39L40 27H35V25H34V22H33V24H30V26L31 25H33V27L31 28L30 26H29V29H30V31H29V36H31V37H33V39H35L36 37L38 38V36H41V35H43V34H45V30H44V25H49L48 23L49 22H51L52 23V19L51 18H53V17H46L47 16V14H45V17ZM83 15V14H82ZM171 15V14H170ZM225 15V14H224ZM16 16V15H15ZM18 16H20V15H18V13H17V20L18 19H20V18H23V15L22 16H20L19 18H18ZM27 17V16H29V15H24V17ZM32 18H33V16L32 15H30ZM58 16V15H57ZM63 16V15H62ZM74 16H76V15H74ZM79 16H80V14H79ZM84 16V15H83ZM128 16V17H127ZM133 16V17H132ZM138 16V17H139ZM160 16H162V15H160ZM164 16V15H163ZM168 16V15H167ZM185 16H187L188 17V15H186L185 14ZM184 16V17H185ZM220 16H222L221 15V13H220ZM219 16V17H220ZM31 17H27V18H31ZM35 18L37 17V15L36 16H34ZM77 17V16H76ZM88 18H90L89 17V15L87 16ZM127 17V18H126ZM132 17V18H131ZM184 17H182V18H184ZM186 17V18H187ZM218 17V18H219ZM223 17V16H222ZM243 17H244V15H243ZM243 17H242V19H243ZM5 18V17H4ZM11 18H12V16H11ZM10 18V19H11ZM31 18V19H32ZM39 18L37 19V21H36V19H34L36 22H40L39 21ZM62 18V17H61ZM81 18V17H80ZM163 18H165V20L163 21ZM181 18V19H182ZM2 19V18H1ZM7 19V18H6ZM9 19V18H8ZM30 19V20H31ZM75 19V18H74ZM77 20H78V18H76ZM76 19H75V21H76ZM169 19V20H168ZM185 19V18H184ZM215 19H217V17L215 18ZM220 19V18H219ZM224 19V18H223ZM222 19V20H223ZM236 19V18H235ZM234 19V20H235ZM4 20V19H3ZM13 20H14V17H13ZM25 20V19H24ZM27 20V19H26ZM33 20V19H32ZM72 20V19H71ZM82 20V19H81ZM87 20V19H86ZM86 20H85V22H86ZM102 20H104V21H102ZM137 20H139V22L137 21ZM140 20L142 21V22H140ZM162 20V21H161ZM167 20H168V22H167ZM227 20V21H226ZM2 21V20H1ZM0 21V22H1ZM11 21V20H10ZM55 21V20H54ZM74 21V20H73ZM160 21H161V23H160ZM167 22V23H164V22ZM219 21V20H218ZM217 21V24L218 23H220L221 21H219L218 22ZM233 21V20H232ZM236 21V20H235ZM235 21L233 22V25H234V23H235ZM238 21L240 22V20H237L236 22L238 23ZM4 22H7L6 20L4 21ZM9 22V21H8ZM13 22V21H12ZM17 22V21H16ZM35 22V23H36ZM77 22V21H76ZM79 22V21H78ZM86 22V23H87ZM90 22V23H89ZM154 22V23H153ZM182 22V21H181ZM19 23V22H18ZM32 23V22H31ZM60 23V22H59ZM58 23V24H59ZM72 23V22H71ZM213 23H214V21H213ZM231 23V21H229V16H228V18L226 17V19H225V21H223V22H221L220 24H218L220 27H224V29L226 28V26L228 25L229 27H230V25L232 24H230ZM241 23H242V21H241ZM4 24V23H3ZM8 24V23H7ZM12 24V23H11ZM21 24V23H20ZM27 24V23H26ZM57 24V25H58ZM84 24V23H83ZM149 24V25H150ZM151 24V26H152V28H153V26L154 25H152ZM159 24V25H158ZM187 24H189V23H187ZM215 24V23H214ZM216 24V25H217ZM240 24V23H239ZM238 24V25H239ZM0 25H2L1 23H0ZM5 25V24H4ZM14 25V24H13ZM18 25V24H17ZM27 25H29V24H27ZM26 25V26H27ZM52 25H54V24H52ZM86 25V26H87ZM149 25L147 26V27H149ZM181 25H179V26H181ZM215 25V26H216ZM233 25H232V27H233ZM235 25H236V23H235ZM12 25H10V28H12L11 27ZM19 26V25H18ZM17 26V27H18ZM37 26H39V23H38V25ZM41 26V25H40ZM55 26V25H54ZM53 26V27H54ZM77 26H78V24H77ZM81 26V25H80ZM85 26V27H86ZM135 26H137V27H135ZM145 26V27H146ZM212 26V25H211ZM227 26V27H228ZM237 26V25H236ZM241 26H243V25H241ZM2 27V26H1ZM0 27V28H1ZM58 27V26H57ZM56 26H55V28L56 29H58ZM91 27L89 28L90 30H91ZM94 27V28H93ZM132 27V28H131ZM161 27V26H160ZM219 27V28H220ZM231 27V28H232ZM235 27V26H234ZM3 28V27H2ZM21 28V27H20ZM26 28H28V27H26ZM54 28V29H55ZM79 28V27H78ZM78 28H77V30H78ZM84 28V27H83ZM16 29H19V28H16ZM22 29H24V28H22ZM53 29V28H52ZM51 29V30H52ZM85 29V31H86V28H84ZM84 29H83V31H84ZM101 29H97V30H101ZM146 29H149V28H146ZM162 29H163V27H162ZM177 29V28H176ZM11 29H9L8 31H10ZM13 30H15L14 28L11 30V31H13ZM21 29H19L18 31H20ZM48 30V29H47ZM74 31H75V28L73 29ZM77 30H76V33H77ZM88 30V29H87ZM106 30V31H107ZM150 30V29H149ZM3 31H5V27L3 28ZM7 31V30H6ZM49 31V30H48ZM64 31H65V29H64ZM63 31V32H64ZM66 31H69V30H66ZM79 31V30H78ZM84 31V34H86L87 32H85ZM95 31V30H94ZM102 31V30H101ZM112 31V32H111ZM132 31H134V29L132 30ZM173 31V30H172ZM174 31H175V29H174ZM16 32H17V30H16ZM15 32V33H16ZM47 32V31H46ZM61 32H62V30H61ZM63 32H62V36H64L63 35ZM70 32H71V30H70ZM70 32H68V33H70ZM73 32V31H72ZM102 32V33H103ZM130 32V31H129ZM1 33V32H0ZM6 33V32H5ZM9 33V32H8ZM11 33V32H10ZM20 33H22V34H24L25 33V31H24V33L23 32H20ZM27 33V32H26ZM25 33V35L23 36V37H27V35L28 34H26ZM56 33V32H55ZM65 33H67V32H64V34ZM91 33V32H90ZM101 33V32H100ZM99 33V35L102 37V35H105L104 37H103V39H105V37L107 36L106 34L108 33V32H106V34H100ZM2 34L4 35V33L2 32ZM12 34V33H11ZM14 34V33H13ZM35 34V35H34ZM47 34V33H46ZM83 34V33H82ZM81 34V32L79 33V35L81 36L82 35ZM109 34V33H108ZM110 34V35H111ZM125 34V35H126ZM8 35V34H7ZM17 35V34H16ZM59 35V34H58ZM58 35H56V37L58 36ZM76 35V34H75ZM78 35V33H77V37H78V40L80 39L79 36ZM92 35V34H91ZM94 35V34H93ZM92 35V36H93ZM109 35V36H110ZM129 35V34H128ZM173 35V34H172ZM0 36H2V35H0ZM11 36H13V35H11ZM11 36H7V38L8 37H11ZM48 36V35H47ZM61 36V35H60ZM69 36H70V34H69ZM83 36V35H82ZM85 36V35H84ZM95 36V35H94ZM100 36H97V37H100ZM14 37V36H13ZM17 37V36H16ZM31 37H27V39L29 40V38H31ZM43 37V36H42ZM59 37V36H58ZM76 37V36H75ZM129 37V36H128ZM15 38V37H14ZM21 38H22V36H21ZM25 38H23V39H25ZM36 38V39H37ZM41 38V37H40ZM39 38V39H40ZM44 39H45V36L43 37ZM42 38V39H43ZM48 39H49V37H47ZM82 38V37H81ZM85 38V37H84ZM108 38V37H107ZM106 38V39H107ZM172 38V37H171ZM4 39V38H3ZM9 39V38H8ZM18 39V38H17ZM32 39V38H31ZM54 39H56V38H54ZM61 39V38H60ZM64 39H67V38H65V36H64ZM69 39V38H68ZM72 39H73V37H72ZM76 39V38H75ZM74 39V40H75ZM99 39H102V38H99ZM99 39H97V40H99ZM6 40V39H5ZM10 40V39H9ZM8 40V41H9ZM21 40V39H20ZM27 40V41H28ZM59 40V39H58ZM69 40H71V37H70V39ZM81 40V39H80ZM87 40V39H86ZM90 40V39H89ZM94 40V39H93ZM47 41V40H46ZM64 41V40H63ZM85 41V40H84ZM83 41V38H82V42H84ZM94 41H96V40H94ZM173 41V40H172ZM2 42V41H1ZM0 42V43H1ZM11 42V41H10ZM15 42V41H14ZM13 42V43H14ZM21 42H23V41H21ZM45 42V41H44ZM52 42V44H53V42H54V40L53 41H51ZM51 42H50V44H51ZM69 42V41H68ZM70 42H72V41H70ZM9 43V42H8ZM12 43V42H11ZM41 43V42H40ZM39 43V44H40ZM78 43V42H77ZM77 43H76V45H77ZM95 44L94 45H99V44H101V40H100V43H99V41H97V42H94ZM3 44V42L1 43V45ZM5 44V43H4ZM3 44V45H4ZM16 44H17V42H16ZM25 44V43H24ZM44 43L42 42V44H40V45H43ZM67 44V43H66ZM70 44V43H69ZM78 44H80V43H78ZM83 44V43H82ZM82 44L81 45H79V46H81V48L80 49H78V53H80L79 52V50L81 51V55H82V57H88V55H90L91 53H92V51L91 52H89L90 54H88V53H86V49H88V51H89V42H88V44H86V45H84V46H82ZM103 44V43H102ZM173 44H174V41H173ZM18 45V44H17ZM19 45H21V44H19ZM54 45V44H53ZM60 45V44H59ZM64 45V44H63ZM105 44H103V45H101L100 46V49L102 48V47H105L106 48V46H104ZM8 46V45H7ZM7 46H4V47H2V46H0V47H2V48H0V76H1V79H2V77L4 76V74L6 75V74H8V76L6 75V77H9L10 78V74L12 75V73L13 72H15V70L13 71V70H10V68H8L9 70H6L5 71V66L6 65H11L12 64V58H15L16 57V52H18V50L20 49V47H19V49L17 48V50H15V49H13L12 48V46H11V48H10V46H9V48L7 47ZM61 46V45H60ZM65 46V45H64ZM63 46V48H64V50H65V48L66 47H64ZM5 47H7L6 49L7 50H4V48ZM41 47V49L43 48L42 46H40ZM39 47V48H40ZM45 47V46H44ZM49 47V46H48ZM70 47V46H69ZM172 47H173V45H172ZM247 46H245V48H246ZM56 48V47H55ZM62 48V47H61ZM60 48V49H61ZM91 48H92V46H91ZM94 48V47H93ZM97 48V47H96ZM105 48H103V50L105 49ZM111 48V47H110ZM119 48V47H118ZM121 48V47H120ZM175 48V47H174ZM53 49V48H52ZM70 49L72 50V48L70 47ZM73 49H74V47H73ZM108 50H109V48H107ZM114 49V48H113ZM115 49H116V47H115ZM125 49H126V47H125ZM129 49V48H128ZM36 50V49H35ZM39 50V49H38ZM55 50V49H54ZM54 50H52V51H54ZM64 50H62V52L64 51ZM93 50V49H92ZM97 50V49H96ZM99 50V49H98ZM106 50V49H105ZM108 50H106V51H108ZM112 50V49H111ZM132 50V49H131ZM44 51V50H43ZM43 51H40V52H43ZM60 50H58V52H59ZM87 51V52H88ZM94 51V50H93ZM105 51V52H106ZM126 52L128 51V50H125ZM248 51H250L249 49H248ZM248 51H246V52H248ZM22 52V51H21ZM56 52H57V50H56ZM70 51H68L67 53H69ZM74 52V51H73ZM76 52V50H75V54L77 53ZM109 52V51H108ZM124 52V51H123ZM125 52V53H126ZM132 52V51H131ZM244 52H245V50H244ZM20 53V52H19ZM33 53V52H32ZM48 53V52H47ZM50 53H51V51H50ZM63 53H66V52H63ZM67 53H66V55H67ZM71 53V52H70ZM69 53V54H70ZM78 53H77V55H76V57H81L80 56V54L78 55ZM95 53V52H94ZM111 52H109V53H107V54H110ZM128 53V52H127ZM129 53H130V51H129ZM251 53V52H250ZM254 53V52H253ZM40 54V53H39ZM49 54V53H48ZM47 54V55H48ZM55 54V53H54ZM75 54H73V55H75ZM118 54H119V52H118ZM121 54V53H120ZM46 55V54H45ZM44 55V56H45ZM46 55V56H47ZM59 55V54H58ZM116 55V54H115ZM114 55V56H115ZM28 56V55H27ZM35 56V55H34ZM45 56V57H46ZM49 56H51L50 54H49ZM48 56V57H49ZM57 56V55H56ZM60 56H61V53H60ZM68 56V55H67ZM70 56V55H69ZM72 56V55H71ZM71 56H70V58H71ZM107 56V55H106ZM109 56H111V55H109ZM108 56V58H110V59H112L111 57H109ZM117 56V55H116ZM26 56H24V58H25ZM73 57V56H72ZM76 57H74V58H76ZM118 57V56H117ZM22 58H23V55H22ZM28 57H26V59H27ZM32 58V60L34 59L33 58V56L31 57ZM43 58V60L45 59L44 57H42ZM42 58H41V60H42ZM47 58V57H46ZM52 58V57H51ZM54 58H56L55 56H54ZM68 58V57H67ZM69 58V59H70ZM78 58L76 59V61H74V59L73 58H71V59H73V61L71 62V65L70 66H72L73 64L72 63H76V62H78L77 60H78ZM105 58H107V57H105ZM11 59V60H10ZM30 59V58H29ZM29 59L27 60V62L29 63ZM60 60H57V61H54V62H52L54 65H56L57 64V66H58V64L61 66V67H63V69L65 68V69H68L67 67L69 66L68 64H69V60H68V64H66V62L64 63V61H62V59H64L63 58V56L61 57V58H59ZM85 58H81V60H80V58H79V60L81 61L80 63L78 62V64H82L83 63V61L82 60H84ZM24 59H22L21 61H23ZM42 60V61H43ZM48 60V59H47ZM65 60V59H64ZM101 60V59H100ZM99 60V61H100ZM103 60H105V59H103ZM9 61H11V62H9ZM20 61V62H21ZM39 61V60H38ZM41 61V62H42ZM106 61H107V59H106ZM105 61V62H106ZM30 62L32 63V61L30 60ZM41 62L39 63L40 65H41ZM48 62V61H47ZM47 62H46V65H47ZM63 62V63H62ZM98 62V61H97ZM103 62V61H102ZM108 62H109V59H108ZM111 62V61H110ZM110 62L108 63V66H110V67H107V66H102V64H101V66H97V65H99V63L98 64H96L95 66V68H93L92 66L90 67V69L89 68H87L86 70H90L89 72L87 71V72H84L82 69H81V71H82V74L80 73V78L77 76V73L75 74V76H73V74L76 72V69L78 68V64L76 63V64H74L75 65V67L77 66V68L76 69H72L73 70V72H74V70H75V72L72 74V72H70L71 74H69V72H67V70H65L66 71V74H69V77H70V75H72V77L74 78H77L78 77V79L76 80L75 78H74V80H73V82H72V80L71 81H69V82H71V84L72 83H74L73 84V86L71 85V84H69L68 85V87H67V90L69 89H73V91L71 92H67V95L69 94V93H71V94H69V96L71 97V95H72V93H73V96H72V98H74L73 100H74V103L73 102H69L68 101V103L70 104V105H66L65 104V102H62L61 100V102L62 103H60V101H59V105L61 104H65L66 106V108H63L64 109V111H63V113H60V116L58 115V116H53L51 119H50V117H49V114L50 115H54V114H51L50 112H49V110H50V108L48 109V108H45V104H44V102H47L51 97H53L54 96V94H58L59 92H61L62 90H63V88L65 87V86H67L66 84H68L69 82L67 81L68 80V78H66L67 80H63L64 81V83H63V81H61L63 78H59V79H57V77H55L56 79V81L54 80V79H52V81L53 82H56V83H54L55 85H52L53 84V82L51 83V84H49L48 82H45V85H43V82L41 81V82H39V80H41L40 78L42 77H40V75H39V79L36 81V79H37V76H36V79H32L33 77L35 78V75L32 77V75H33V73H32V75L30 74L29 76H31V77H27L26 75L28 74V73H30V72H26V77L24 76V74H23V77H22V79L23 80H21L20 78H18V81L16 82V81H14V80H17V78L15 77V76H13V79L12 80H10L11 82L13 81V82H15L14 84H11L12 86H11V90L10 89H8V88H10L9 86H8V92H9V90H10V95L8 94V93H6V96L4 97V96H1L0 97V139H1V137H3L4 139H7L8 137L9 138H11L12 139V137L14 136V137H16V140H17V138L19 137V135H16L15 136V134H20V133H22V134H25V135H22V134H20V137L21 136H26V135H28V136H35V135H40L41 133L43 134V136H41L42 138H40V139H42L44 142H45V144H44V142H42L43 143V146L42 145H40V147L42 146V148H38V149H32V147L30 146L31 145V142H30V145H29V147H31V149L30 150H28V152H26L27 151V149L25 150V151H20V150H18V149H15V148H12L11 146L13 145V147H16L17 145H15V143H12V144H8L9 143V141H8V143H6V144H8L9 145V147L6 145H3V144H5V143H3V144H1V145H3L4 147H8V148H5V149H7V151H9V153L7 154L6 152V150L4 149V152L8 155V157H9V159L10 158H12L13 159V162H12V159H10L9 160V162H11V164H8V163H6V167H5V165L3 166V165H1V166H3L4 167V169H2L3 167H1L0 168V180L3 182V180L5 179H7L8 177L6 176L5 177V172L6 173H8V174H10V175H12L13 173H15L16 172V170L17 169H20V168H25L26 166H33L35 163L36 164H38V165H40L39 163H40V161L42 162V160H43V162L42 163H44L43 164V166H45L44 168H46L45 169V171L48 173H44V172H42V173H44L45 175H47V177L45 176V175H43V176H45L44 178H38L37 179V177L35 178V176H34V178H33V180L31 181L30 180V182H29V184H27L28 185V192L30 193L28 196H22V195H19V196H15V197H11V198H8V200L6 199L5 201H8V202H10V203H19V204H22V206L25 208V209H27V208H31L30 207V205L34 202V201H36L35 199H36V195L38 194V192L39 193H41V192H45V191H47V190H50L51 192H53V194H54V189H53V187H50L49 185H51V183L53 184V182L55 183V181H52V179H54V178H51L52 177V175H53V173L51 174V172H53V170H54V168L56 167V166H54V167H52V163L54 164V162H53V156H54V154L55 153H58V151L57 152H55V148L54 147H56L55 145L53 146V145H51L52 143H53V141H54V139H53V141H52V143H50L51 141V139L53 138V136H55L54 135V133H53V131L54 130H58L59 131V133H60V136H62L63 135V133H65L66 132V130H64L65 129V127H67L68 126V124H72L73 125V123L76 125H78V127H82V125H85L84 123H86V122H88L89 121V119L91 120L92 118V120L91 121H95V120H97V119H99V118H97V116L95 115L96 114V112H94V111H96L98 108H100V107H103L102 105H104V107L103 108H105V106L107 105V103H105V104H103L102 103V99H101V103H99L98 102V99L97 100H95V101H93V100H91L92 101V107L93 108H90L91 110V112H93L94 114H91L90 113V115L89 116H91L92 115V118H88V117H86V116H84V114H81V112L82 111H84L85 110V105L86 104H90V99H92L93 98V96H95L96 98H98L97 96L98 95H100V91H101V86H103V84L100 82V81H104V75L105 74H107L108 72L110 73V72H113L114 73V70H116L117 69V67L116 66H112L111 64H110ZM17 63V62H16ZM27 63V64H28ZM52 63H50L49 62V64L51 65ZM101 63V62H100ZM107 63V62H106ZM113 63H115L114 61H113ZM14 64V63H13ZM12 64V65H13ZM18 64V63H17ZM26 64V65H27ZM34 64V63H33ZM48 64V65H49ZM52 64V65H53ZM66 64V65H65ZM110 64V65H109ZM130 64V63H129ZM9 65V67H11ZM16 65V64H15ZM20 65H21V63H20ZM25 65V64H24ZM25 65V66H26ZM30 65V64H29ZM28 65V70H30L31 68H32V66H31V68L29 69V66ZM42 65H45V64H42ZM46 65L44 66V67H46ZM47 65V66H48ZM73 65V66H74ZM24 66V67H25ZM56 66V67H57ZM69 66V67H70ZM120 66V65H119ZM8 67V66H7ZM13 67V66H12ZM17 67H18V65H17ZM17 67H13L14 69H16ZM21 67V66H20ZM39 67V66H38ZM42 67V66H41ZM48 67H50V66H48ZM53 67H54V70H55V66H52L51 68H50V70H48V72L50 71V72H52V70H53ZM61 67L59 68V71H58V75H59V72H60V70H61ZM74 67V68H75ZM113 68V69H110V68ZM129 67V66H128ZM127 67V68H128ZM58 68V67H57ZM91 68H93L92 70H91ZM114 68H116V69H114ZM119 68H123L122 66H120ZM124 68H126V67H124ZM126 68V69H127ZM131 68H132V66H131ZM12 69V68H11ZM23 69V68H22ZM34 69V68H33ZM40 69V68H39ZM79 69V68H78ZM77 69V70H78ZM129 69H130V67H129ZM136 69V68H135ZM18 70H19V68H18ZM25 70V69H24ZM53 70V74L55 75L56 73H55V71ZM58 70V69H57ZM68 70H70V68L68 69ZM85 70V71H86ZM111 70H113V71H111ZM138 70V69H137ZM21 71V70H20ZM23 71V70H22ZM63 70H61V72H62ZM64 71V72H65ZM123 71H124V69H123ZM127 71V70H126ZM141 71V70H140ZM139 71V72H140ZM46 73H47V71H45ZM50 72H49V74H50ZM83 72H84V74L85 75H83ZM116 72L117 71H115V74H116ZM138 72V73H139ZM79 73V72H78ZM113 73H111V74H109V75H113ZM118 73V72H117ZM133 73H134V71H133ZM22 74V73H21ZM37 74H39L38 72H37ZM48 73L46 74V76L47 75H49ZM104 74V75H103ZM126 74L127 75H131L132 73L130 72V71H128V72H126ZM157 74V73H156ZM17 77H21L20 75H19V73H17ZM42 75H45V74H42ZM126 75V79H127V76ZM134 75H136V73L134 74ZM151 75V74H150ZM46 76H43V81H44V79L46 78V79H48L47 81H49L50 82V79H51V77H49L48 78V76L46 77ZM51 76V75H50ZM61 76H63V75H61ZM65 76V75H64ZM66 76H68V75H66ZM83 76V77H82ZM115 75H113V77H114ZM146 76V75H145ZM144 76V77H145ZM148 76V75H147ZM45 77V78H44ZM54 77V76H53ZM59 77V76H58ZM106 77V76H105ZM109 77V76H108ZM108 77H107V79H108ZM110 77H112V76H110ZM109 77V78H110ZM135 77V76H134ZM153 77V76H152ZM256 77V76H255ZM254 77V78H255ZM4 78V77H3ZM64 78V79H65ZM103 78V80H101ZM115 78V77H114ZM1 79H0V81H1ZM46 79H45V81H46ZM61 79V80H60ZM71 79V78H70ZM69 79V80H70ZM111 79V78H110ZM121 79V78H120ZM125 79V78H124ZM129 79H130V77H129ZM129 79H127L126 81H124L125 82V85H127L126 87H125V85H124V83H121V84H123L124 85V87H122V88H128L129 89V87H131V86H133V85H131L130 86V82H129ZM133 79V78H132ZM76 80V81H75ZM111 80H113V78L111 79ZM110 80V81H111ZM115 80V79H114ZM154 80V79H153ZM248 80V79H247ZM255 80V79H254ZM256 80H258V79H256ZM255 80V81H256ZM109 81V82H110ZM131 81V80H130ZM2 82V81H1ZM59 82H62V83H59ZM66 82V83H65ZM68 82V83H67ZM246 82V81H245ZM3 83V82H2ZM2 83H1V85H2ZM9 83V82H8ZM49 84V85H51V86H47L46 84ZM59 83V84H58ZM112 83V82H111ZM111 83H109V84H111ZM134 83V82H133ZM150 84H148V86H147V89H150L151 87H152V83H151V81L149 82ZM250 83V82H249ZM253 83V82H252ZM56 84L58 85V86H56ZM105 84H107V83H105ZM104 84V85H105ZM136 84V83H135ZM134 84V85H135ZM244 85H245V83H243ZM242 84V85H243ZM256 84V83H255ZM259 84V83H258ZM1 85H0V91H1ZM4 85V84H3ZM6 85V84H5ZM116 85V84H115ZM123 85H121V86H123ZM236 85H238V84H236ZM241 85V86H242ZM251 85V84H250ZM7 86V85H6ZM55 88H54V87ZM61 86V87H60ZM69 86L71 87V88H69ZM107 86V85H106ZM119 86V85H118ZM144 86V85H143ZM241 86H240V88H241ZM246 86V85H245ZM2 87H4V86H2ZM53 87V88H52ZM58 87V88H57ZM108 87V86H107ZM106 87V88H107ZM136 87V86H135ZM146 86H144V88H145ZM232 87V86H231ZM239 87V86H238ZM237 87V88H238ZM105 88V87H104ZM114 88V87H113ZM117 88V87H116ZM141 88V87H140ZM139 88V89H140ZM233 88H234V86H233ZM236 88V87H235ZM246 88V87H245ZM119 89H120V87H119ZM118 89V90H119ZM127 89V90H128ZM134 88H132V90H133ZM143 89V88H142ZM239 89V88H238ZM237 89V90H238ZM253 89V88H252ZM3 90V89H2ZM66 90V91H67ZM118 90H117V92H116V95H117V93H118ZM131 90V91H132ZM233 90V89H232ZM244 90H247V89H244ZM248 90H250V88L248 89ZM66 91L64 92L65 93V95H66ZM109 91H111V90H109ZM108 91V92H109ZM113 91V93H115ZM123 91V90H122ZM121 91V92H122ZM129 91V90H128ZM131 91H130V93L129 94H132L131 93ZM239 91H242V89L241 90H239ZM2 92V91H1ZM5 92H6V90H5ZM4 92V93H5ZM107 92V93H108ZM124 92H126V91H124ZM235 92H236V90H235ZM12 93V94H11ZM110 93V92H109ZM123 93V92H122ZM140 93H141V90H140ZM139 93V94H140ZM229 93H231V91L229 92ZM102 94V93H101ZM104 94V93H103ZM126 94V93H125ZM127 94H128V92H127ZM138 94V95H139ZM9 95V96H8ZM63 95V94H62ZM64 95V96H65ZM67 95L65 96L66 98H67ZM110 94H108L107 96H109ZM114 95V94H113ZM112 94H111V96H113ZM115 95V96H116ZM58 96V95H57ZM64 96H62V100L63 101H65V98H64ZM69 96H68V99H69ZM101 96V95H100ZM126 96V95H125ZM127 96H129V95H127ZM7 97H14L15 99L17 98V97H20V98H17L16 100H18V99H20L19 100V102L18 101H16V102H18V103H14L13 104V101L12 100H14V99H12V98H10L9 99V101L8 102H10V100H11V105L10 104H8L7 103V101H6V99L5 98H7ZM59 98H61V96H58ZM94 97V98H95ZM118 97L120 98V96H119V94H118ZM124 97V96H123ZM130 97V96H129ZM23 98V99H22ZM95 98V99H96ZM100 98V97H99ZM108 98V97H107ZM111 97H109V99H110ZM127 98V97H126ZM5 99V103H3L4 101H2V100H4ZM54 99H56V97L54 98ZM103 99H105V98H103ZM109 99H106L107 101L109 100ZM125 99V98H124ZM123 98L121 99V100H124ZM24 100V102L26 101V100H28V101H31V104H33L32 106H33V108H31L30 106H29V104L27 105V106H29L31 109H29L28 108V113L26 114V115H24V113L21 115V113H19L20 114V116H18V114L16 113H14V116L15 115H17L16 117H14L13 118V116H12V112L11 111H13V110H16V107L15 106H18L19 104H22L23 102H21V101H23ZM58 100L59 99H57V103H56V101L55 100H53V102L55 101V103H56V106L58 105ZM73 100H71L70 99V101H73ZM125 100H128V99H125ZM105 101V100H104ZM110 101H112V100H110ZM116 101H117V99H116ZM21 102V103H20ZM66 102H67V99H66ZM109 102V101H108ZM129 102L130 103H132L130 100H129ZM7 103V104H6ZM54 103V104H55ZM73 103V104H72ZM118 103H120L119 101H118ZM117 103V104H118ZM121 103H124L123 101L121 102ZM127 103V102H126ZM17 104V105H16ZM30 104V105H31ZM49 104H51V102L50 103H47V107H48V105ZM111 104H114V102H112ZM45 105V106H44ZM52 105H53V103H52ZM59 105L57 106V107H59ZM73 107H72V106ZM88 105H86L87 107H88ZM91 105V104H90ZM90 105H89V107H90ZM125 105V104H124ZM127 105H129V103H127ZM131 105V104H130ZM39 106H42V108L41 107H39ZM50 106V105H49ZM55 105L53 106V107H56ZM71 108H70V107ZM114 106V105H113ZM118 106V105H117ZM116 106V107H117ZM120 106V105H119ZM44 107V108H43ZM63 107V106H62ZM116 107H113V108H115L116 109ZM120 107H123V106H120ZM19 108V107H18ZM69 108V109H68ZM107 108V107H106ZM27 109V108H26ZM52 109H55V108H52V106H51V110ZM58 109V108H57ZM61 109V108H60ZM68 109V110H67ZM71 109H72V111H71ZM73 109H74V111H73ZM83 109V110H82ZM89 109V108H88ZM110 109V105H109V108L107 109V110H109ZM112 109V108H111ZM114 109V110H115ZM117 109H118V107H117ZM120 109V108H119ZM118 109V110H119ZM18 110V109H17ZM79 110V111H78ZM94 110V111H93ZM100 111H102L101 109H99ZM106 110V109H105ZM113 110V111H114ZM59 111V110H58ZM62 111V110H61ZM77 111V112H76ZM89 111V110H88ZM87 111V112H88ZM89 111V112H90ZM98 111V110H97ZM116 111V110H115ZM8 112H11L9 115H7V114H5V113H8ZM52 112V111H51ZM54 112H55V110H54ZM54 112H52V113H54ZM87 112H85V113H87ZM99 112V111H98ZM97 112V113H98ZM103 112V111H102ZM101 112V113H102ZM65 113V114H64ZM71 113H74L73 115L75 116V118L73 117V115L72 116H70L71 115ZM61 114H63V115H61ZM87 115V114H86ZM12 116V117H11ZM70 116V117H69ZM88 116V115H87ZM100 116V115H99ZM69 117V118H68ZM73 117V120H70V118H72ZM88 118V119H87ZM53 120V121H52ZM52 121V122H51ZM93 121V122H94ZM99 120H97L96 122H98ZM59 122V123H58ZM55 124V126H54V124ZM260 123V122H259ZM259 123L257 124V125H255V126H252L253 128H250L248 131L250 132V130H251V134H253V135H255L256 133H258V132H260V130L261 129H263L264 127L262 126L263 125V123H262V125L260 124L259 125ZM48 124H50V126L48 125ZM53 124V125H52ZM88 124V123H87ZM86 124V125H87ZM93 124H96L95 122L93 123ZM99 124V123H98ZM255 124H256V122H255ZM52 125V126H51ZM67 125V126H66ZM85 125V127H87ZM70 127H71V125H70ZM77 127V128H78ZM80 127V128H81ZM68 128H69V126H68ZM83 129H84V127H83ZM75 130V129H74ZM81 130H82V128H81ZM70 130H68L67 131V133L69 132ZM79 131V130H78ZM84 131V130H83ZM247 131V132H248ZM74 132H76V131H73V133ZM96 132H97V130H96ZM102 132H104L103 130H102ZM106 133H107V131H105ZM104 132V133H105ZM58 133V134H59ZM80 133H81V131H80ZM79 133V137H81L82 135ZM98 133V132H97ZM105 133V134H106ZM62 134V135H61ZM77 134V133H76ZM250 134V133H249ZM1 135H3V136H1ZM69 135V133L66 135H64V136H68ZM75 135V134H74ZM84 135V134H83ZM98 135V134H97ZM31 136V137H32ZM85 136V135H84ZM102 136H104L103 135V133H102ZM107 136V135H106ZM258 136V135H257ZM13 137V139H15ZM27 137V136H26ZM48 137H52V138H48ZM76 137V136H75ZM95 138H97L96 137V135L94 136ZM100 137V135L98 136V138ZM254 137V136H253ZM61 138V137H60ZM67 138V137H66ZM105 138H107V137H104V139ZM248 138H249V136H248ZM248 138H246L244 141H243V143H245L246 144V146L248 145V146H250V147H252L253 145H251V141H250V139H248ZM4 139H1V140H4ZM48 139H49V141H48ZM85 139V138H84ZM100 139V138H99ZM98 139V140H99ZM253 139V138H252ZM42 140H40V142L42 141ZM58 140V139H57ZM64 140V139H63ZM103 140V139H102ZM107 140V139H106ZM18 141H20V140H18ZM29 141V140H28ZM32 141V140H31ZM33 141H35V140H33ZM70 141V140H69ZM68 140H67V142H69ZM76 141V140H75ZM75 141H73V142H75ZM78 141H81V139L80 140H78ZM78 141H77V143H78ZM97 141V140H96ZM100 141V140H99ZM98 141V142H99ZM105 141V140H104ZM222 141V140H221ZM256 141H258V140H255V142ZM262 141V140H261ZM5 142V141H4ZM21 142H22V140H21ZM37 142V141H36ZM101 142V141H100ZM222 142H224V140L222 141ZM230 142V141H229ZM233 142V141H232ZM262 142H264V141H262ZM17 143V142H16ZM19 143V142H18ZM17 143V144H18ZM38 143V142H37ZM57 143H59V142H57ZM70 143V142H69ZM83 142L81 141V144H82ZM110 143H112V142H110ZM109 143V144H110ZM114 143V142H113ZM112 143V144H113ZM226 143H227V141H226ZM252 143H254V142H252ZM23 144V142L20 144V145H18V146H21ZM25 144H27V143H25ZM32 144H33V142H32ZM54 144V143H53ZM60 144V143H59ZM65 144V143H64ZM101 145H99L100 147L102 146V142L100 143ZM115 144H116V142H115ZM215 144H216V142H215ZM219 144H221L220 142H218V145ZM225 144V143H224ZM237 144V143H236ZM238 144H240L239 142H238ZM256 144V143H255ZM259 144V143H258ZM261 144V143H260ZM259 144V145H260ZM15 145V146H14ZM28 145V144H27ZM26 145V146H27ZM61 145V144H60ZM59 145V146H60ZM71 145V144H70ZM104 145V144H103ZM117 145V144H116ZM120 145V144H119ZM214 145V144H213ZM217 145V144H216ZM228 145H230V144H228ZM227 145V146H228ZM241 145V144H240ZM240 145H238V147L240 146ZM261 145H263V144H261ZM33 146V145H32ZM37 146V145H36ZM39 146V145H38ZM63 146V145H62ZM69 146V145H68ZM77 146H80V144L78 145H76V147ZM84 146V145H83ZM82 146V147H83ZM112 146V145H111ZM125 146H126V144H125ZM128 146V145H127ZM220 146V145H219ZM219 146H218V148H219ZM245 146V145H244ZM28 147V146H27ZM65 147H67L66 145H65ZM75 147V146H74ZM75 147V148H76ZM82 147H80L79 149H81ZM86 146H84V148H85ZM105 147V146H104ZM114 147V146H113ZM112 147V148H113ZM117 148L119 147V146H116ZM115 147V148H116ZM122 147V146H121ZM128 147H131V146H128ZM229 147V146H228ZM237 147V148H238ZM256 147H257V145H256ZM18 148V147H17ZM23 148V147H22ZM63 148V147H62ZM69 148V147H68ZM74 148V149H75ZM122 148H124V147H122ZM223 148V147H222ZM239 148H243V147H239ZM246 148V147H245ZM244 148V149H245ZM19 149H21V148H19ZM71 149H73V148H71ZM77 150H78V152H79V149L78 148H76ZM219 149H221V148H219ZM225 149V148H224ZM227 150H228V148H226ZM24 150V149H23ZM65 150H67V149H65ZM70 150V149H69ZM119 150H120V148H119ZM118 150V151H119ZM122 150V149H121ZM126 150V149H125ZM129 150H131V148H129L128 150H127V154L129 153L130 154V151ZM240 149H238V151H239ZM243 150V149H242ZM262 150V149H261ZM264 150V149H263ZM1 151H3V149L1 150ZM21 153H20V152ZM64 151V150H63ZM68 151V150H67ZM96 151V150H95ZM113 152L115 151L114 149L112 150ZM129 151V152H128ZM132 151V150H131ZM213 150H211V152H212ZM218 151V150H217ZM217 151H213L214 152V154H215V152H217ZM222 151H223V149H222ZM237 152V150H234V152ZM246 150H244V152H245ZM249 151V149L247 150V152ZM25 152V153H24ZM70 152V151H69ZM68 152V153H69ZM72 152H74V151H72ZM71 152V153H72ZM89 152V151H88ZM120 152V151H119ZM219 152V151H218ZM218 152H217V155H219L218 154ZM223 152H225V151H223ZM230 152L232 153V151H230L229 150V153H228V155L227 156H229V154H230ZM240 152H242V151H240ZM239 152V153H240ZM253 153V151H249L248 153H249V155H251L252 153ZM257 153H255V151H254V153L257 155L258 154V151H256ZM264 153V151H261V153ZM24 155H23V154ZM62 153H64V152H62ZM83 153V152H82ZM84 153H85V150H84ZM83 153V154H84ZM112 153V152H111ZM114 153H116V152H114ZM114 153H112V154H114ZM123 153H124V151L122 152V155H123ZM0 154H1V156H2V152H0ZM4 154V153H3ZM66 154V153H65ZM81 154V153H80ZM79 154V155H80ZM90 153H88V155H89ZM119 153H116V155H113V156H117ZM214 154H213V156H214ZM232 154H234V153H232ZM237 155H239L238 154V152L236 153ZM247 154V153H246ZM57 155V154H56ZM59 155V154H58ZM63 155V154H62ZM86 156L87 158L88 157H91V155L90 156ZM107 155V154H106ZM109 155V154H108ZM107 155V156H108ZM216 155V154H215ZM221 155H223L224 156V154H222L221 153ZM235 155V154H234ZM240 155H242L243 156V158H247V157H245L244 155H243V153L241 154L240 153ZM260 155V153L258 154V160L261 158V159H263L264 160V157L262 158V156L264 155V154H262L261 156H259ZM64 156V155H63ZM85 156V155H84ZM84 156H82L81 158L83 159L84 158ZM107 156H105V158L107 157ZM110 156H111V154H110ZM119 156L120 155H118V159H119ZM125 156V155H124ZM123 156V157H124ZM127 156V155H126ZM220 156V155H219ZM223 156H221V157H218L219 159L221 158L222 160H224V158H225V156H224V158H223ZM230 156H233V155H230ZM7 156L5 157L6 159L8 158ZM69 157V156H68ZM123 157H121V159L123 158ZM128 157V156H127ZM127 157H124V160H126L127 159ZM211 157H212V155H211ZM254 157H256L255 155H254ZM19 158V159H18ZM58 158H60V157H58ZM63 159H65L64 157H62ZM108 158H110L109 156H108ZM113 158V157H112ZM111 158V159H112ZM228 158V157H227ZM227 158H225V160L227 159ZM249 158V157H248ZM251 159L253 158V155L250 157ZM249 158V159H250ZM2 159V158H1ZM67 159V158H66ZM85 159V158H84ZM121 159H120V161H121ZM133 159V158H132ZM220 159V160H221ZM229 159V158H228ZM227 159V160H228ZM234 159V158H233ZM239 160H240V158H238ZM255 159V158H254ZM254 159H252V160H254ZM256 159V160H257ZM5 160V159H4ZM86 160V159H85ZM89 160V159H88ZM104 160V159H103ZM113 160H115L116 161V159H115V157L112 159V161ZM213 160V161H212ZM216 160V159H215ZM214 159H211V163L212 162H214L215 161ZM230 160H232L231 158H230ZM238 160V161H239ZM244 160V159H243ZM255 160V161H256ZM1 161V160H0ZM7 161V160H6ZM104 161H106V160H104ZM104 161H101V159H100V162H103V164L105 163ZM108 161V160H107ZM111 160L109 161V162H112ZM115 161H113V163L115 162ZM120 161H117L116 162V165H118L119 166V168H120V166H122V164L120 163ZM128 161H130V159L128 160ZM229 161V160H228ZM227 161V162H228ZM234 161V160H233ZM260 161H262V160H260ZM37 162H39V163H37ZM86 162H88L87 160H86ZM119 162V163H118ZM122 163H123V161H121ZM143 162V161H142ZM194 162H196V161H194ZM225 162V161H224ZM231 162V161H230ZM236 162V161H235ZM240 162V161H239ZM258 162V161H257ZM4 163V162H3ZM66 163V162H65ZM118 163V164H117ZM140 163V162H139ZM255 163V162H254ZM125 164V163H124ZM133 164V163H132ZM135 164V163H134ZM137 164V163H136ZM141 164V163H140ZM145 164V163H144ZM213 164V163H212ZM212 164H211V167H212ZM214 164H216L217 165V162L215 163L214 162ZM237 164V163H236ZM258 164H260V162H258ZM262 164V163H261ZM260 164V165H261ZM126 166L127 165H129L128 163H126L125 164ZM125 165H124V167H125ZM146 166H147V164H145ZM197 165H199V164H197ZM204 165H205V163H204ZM210 165V164H209ZM209 165H208V167H209ZM215 165V166H216ZM218 165H220L219 163H218ZM256 165V164H255ZM263 165V164H262ZM42 166V167H43ZM100 166V165H99ZM106 165L104 164L103 166H101L100 167V169L102 168V167H105ZM109 166H110V164H109ZM109 166H106L105 168L106 169H108V167ZM111 166H113V164L111 165ZM111 166H110V169H112L111 168ZM129 166H131V165H129ZM135 166V165H134ZM142 166V165H141ZM201 166V165H200ZM199 166V167H200ZM34 167V166H33ZM116 167L117 166H113V168H115L114 170L116 171V170H119V168H117L116 169ZM123 167V166H122ZM123 167V169H124V171H123V169H122V171L123 172H118V173H120V175L118 174V176L116 177V178H118V177H120L121 176V174L123 173H125V174H127L126 172H125V168ZM128 167V166H127ZM138 167H140L139 165H138ZM137 166H136V168H138ZM148 167V166H147ZM146 167V168H147ZM199 167L198 168H195L196 169V171L199 169ZM204 167H207V165H205ZM217 167H219V166H217ZM264 167V166H263ZM6 168H8V169H6ZM23 168V169H24ZM30 168V167H29ZM35 168V167H34ZM33 168V169H34ZM52 168H53V170H52ZM99 168V167H98ZM98 168H96L97 170H100V169H98ZM104 168V169H105ZM131 168V167H130ZM130 168H128V169H130ZM134 168V167H133ZM132 168V169H133ZM145 168V166H143V169ZM157 168V167H156ZM202 168H203V166H202ZM228 168H230V167H228ZM235 168V167H234ZM237 168V167H236ZM262 168V167H261ZM31 169V171H33L32 170V168H30ZM37 169V168H36ZM127 169V168H126ZM135 169V168H134ZM139 169H142V168H139ZM138 169V170H139ZM153 169L154 168H152L151 170L153 171ZM158 169V168H157ZM231 169V168H230ZM5 170V171H4ZM120 170H121V168H120ZM154 170H156V169H154ZM162 170V169H161ZM161 170H160V168H159V170H156L157 172H161ZM200 170H201V167H200ZM208 170V169H207ZM216 170V169H215ZM214 169H212V171L211 172H216ZM218 170H219V168H218ZM229 170V169H228ZM235 170V169H234ZM233 170V171H234ZM40 171V170H39ZM55 171V170H54ZM126 171H128V170H126ZM130 171H131V169H130ZM140 171V170H139ZM139 171H137V172H139ZM148 171V170H147ZM155 171V172H156ZM199 171V170H198ZM202 171V170H201ZM209 171V170H208ZM224 171V170H223ZM226 171H227V168H226ZM225 171V172H226ZM257 171V170H256ZM261 171V170H260ZM19 172V171H18ZM23 172H24V170H23ZM28 172V171H27ZM26 172V173H27ZM154 172V171H153ZM162 172H164L163 170H162ZM161 172V173H162ZM205 173H203V172H201V174L200 175H204V174H206L207 172L206 171H204ZM219 172H220V170H219ZM254 173H255V171H253ZM20 173H21V171H20ZM25 173V172H24ZM42 173H40V174H42ZM147 173V174H146ZM150 172H146V171H144V175H146V176H149L150 174H149ZM214 173H212L214 176H216L217 177V175L216 174H214ZM229 173V172H228ZM227 173V174H228ZM19 174V173H18ZM32 174V173H31ZM40 174H38V175H40ZM122 174V175H123ZM124 174V175H125ZM131 174L133 175V174H135L134 173V170L131 172ZM139 174V173H138ZM142 174V176H143V172H140V175ZM149 174V175H148ZM164 174V173H163ZM163 174H159V175H157V176H162ZM208 174V173H207ZM211 174V175H212ZM233 174V172H231V175ZM235 174H236V172H235ZM238 174V173H237ZM263 174V173H262ZM10 175H8V176H10ZM30 175V174H29ZM36 175V174H35ZM49 175H51V176H49ZM128 175V174H127ZM127 175H125V176H127ZM213 175H212V177L211 178H213ZM246 176H247V174H245ZM41 176V175H40ZM39 176V177H40ZM116 176V175H115ZM124 176V178H123V176H121V178L120 179H122V180H120V181H122L121 182V184L122 183H124L125 182V177ZM130 176V174L127 176V178ZM146 176H144V178L143 177H141V176H135V177H138V178H142V181H140L141 179H139V182L140 183H142L143 182V184H145V183H147V182H149V183H151L150 182V180L149 179H151V178H149L148 179V181L146 180L147 179V177ZM157 176H155V175H152V177H154V178H156ZM164 176H165V174H164ZM205 176H207V175H205ZM209 176H210V173H209ZM209 176H208V179H206V180H209ZM230 176V175H229ZM250 176H251V174H250ZM253 176V175H252ZM2 177V178H1ZM13 177V176H12ZM11 177V178H12ZM27 177H28V175H27ZM31 177V176H30ZM54 177V176H53ZM151 177V176H150ZM167 177V176H166ZM248 177V176H247ZM17 178V177H16ZM22 178V177H21ZM20 178V179H21ZM105 178V177H104ZM104 178H102V180H106V179H104ZM113 178V177H112ZM116 178L114 177V179H111L112 180V184H114L117 180H116ZM201 178H204V176L203 177H201ZM228 178V177H227ZM239 178V177H238ZM245 178V177H244ZM24 179H27V178H24ZM24 179H22V180H24ZM30 179V178H29ZM34 179H36V180H34ZM129 179H130V177L128 178V180H127V182L129 181ZM217 179H218V177H217ZM231 179H233V178H231ZM236 179H237V177H236ZM239 179H242V176H241V178H239ZM256 179V178H255ZM102 180H100V182L102 181ZM107 180L109 181V177L107 178ZM113 180H116V181H114L113 182ZM118 180H119V178H118ZM164 180V179H163ZM212 180H214V181H216L214 178L212 179ZM211 180V182H213L214 183V185L216 184V182H214V181H212ZM226 180H228V179H226ZM225 180V181H226ZM8 181H10V180H8ZM16 181V180H15ZM14 181V179L12 178V182H15ZM124 181V182H123ZM132 181V180H131ZM130 181V183L131 184H133V181H137V180H133L132 182ZM171 181V180H170ZM178 181V180H177ZM221 180H219L218 179V182L219 183H221L220 182ZM249 181H250V179H249ZM1 182V183H2ZM11 182V181H10ZM11 182V183H12ZM126 182V183H127ZM139 182L137 181V182H135V185H133V186H136V184H137V186L136 187H133V186H131V188L130 187H125V188H123L122 189V186L124 185V184H126V183H124V184H118L117 183V186L115 187L116 189L118 188V185H121V190H120V188L118 189V190H120V191H115V188H113L114 186H110V187H112V188H108L107 186H105V187H103L102 185V187H101V189H103V190H100L99 189V191H102V192H97L98 194L97 195H93V197H92V199H95V200H93V202H95L96 204H98L99 203V205H104L105 203V205L107 206H109L111 203H114V205L115 204H117L118 202H122L123 203V206L121 207V206H119V208L117 207L116 208V206H115V210L114 211H116V209H120L121 210V208H124V210H125V208H127V207H125V206H128V208L132 205V203H133V205L132 206H134V203H136V206H137V204L139 203V200L141 199V197L143 198V196H141L140 195V193H143V194H145V197H146V193L145 192H143L142 190V192H140V190H138L140 193H137L136 192V190L135 189H133V188H137V189H139V187H138V184H139ZM210 182V183H211ZM222 182H224V181H222ZM231 182V181H230ZM237 182V181H236ZM235 182V183H236ZM0 183V184H1ZM5 183V182H4ZM15 183H17V182H15ZM21 183H22V181H21ZM24 183V182H23ZM102 183V182H101ZM120 183V182H119ZM130 183H128L127 185H129ZM204 183V182H203ZM231 183H234V181H232ZM235 183H234V185H235ZM240 183V182H239ZM244 183V182H243ZM246 183V182H245ZM18 184V183H17ZM25 184H26V180H25ZM24 184V185H25ZM116 184V183H115ZM114 184V185H115ZM152 184V183H151ZM248 184V183H247ZM2 185V184H1ZM8 185V184H7ZM10 185V184H9ZM44 185V186H43ZM56 185V184H55ZM54 185V187H56ZM103 185H106V183H103ZM164 185V184H163ZM211 185V184H210ZM22 186V185H21ZM21 186H19V187H21ZM124 186H126V185H124ZM205 186V185H204ZM231 186V185H230ZM2 187V186H1ZM4 187H6V186H4ZM14 187V186H13ZM133 187V188H132ZM11 188H12V186H11ZM17 188V187H16ZM108 188V189H107ZM179 188V190H182V189H180L181 187H178ZM229 188V187H228ZM1 189V188H0ZM140 189H141V185H140ZM165 189V188H164ZM202 189H204V188H202ZM201 189V190H202ZM215 188L213 187V190H208V189H204V191H205V193H207V194H205V193H203V192H201V193H199L198 192V194H196V195H194L195 194V192H194V194H188V191H187V194H185V195H182L181 194V196H180V193L179 192H177V191H175V193H179V196H177L175 193H172V195H171V193H169V195H171V197H172V199L173 198H175L174 199V201H172L173 203H172V205H170V206H174L175 204L176 205H178V203H179V205H180V202L182 203H186L185 204V207L187 208L188 207V213L190 214L192 211H194V214H197V217H199V219L200 220H207V221H209V220H211V219H213V220H215L216 218H219V219H221L219 222V224L223 227V228H230L231 230H232V232L233 233H235V232H237V230L239 229V225H241V227L242 226H245L246 225V223L247 222H250V221H247V219H246V217L247 216H249V215H247L246 217H245V220H243L244 218H242L241 217V214L242 215H245V213L247 212V213H251V212H253L252 210H251V207L250 206H248V204L249 205H251L250 203L251 202H247L246 204H245V208L248 206V209H250V210H248V211H246L245 209H243V211L245 210V213L240 209V207H242L241 206V204L240 203H242L241 201H239V202H237V200H236V198L234 197H232L231 198V196H228V194L226 195V193H224L225 194V196H223V194H220V192L218 193V192H216V193H214L213 191H215L214 190ZM234 189V191L236 192V190H235V187L233 188ZM106 190H107V192H106ZM177 190V189H176ZM199 190V189H198ZM200 190V191H201ZM208 190V191H207ZM50 191H48V192H50ZM103 191H105V192H103ZM147 191V190H146ZM159 191H160V189H159ZM159 191H157V193L159 192ZM195 191V190H194ZM258 191V190H257ZM257 191H255V193L257 192ZM156 192V191H155ZM181 193H183L182 191H180ZM254 192V191H253ZM252 192V193H253ZM56 193V192H55ZM61 193H63V192H60V194L57 192V194L55 195V196H53V200H56V199H60L59 201H61V199L64 197V195L62 196V194ZM65 193V192H64ZM75 193H77V192H75ZM75 193H73V195H69V197H70V200L69 201H71V199L74 201V206H72V207H77L79 204H77V206H76V202L77 203H81L82 201L84 202L85 200H86V202H88L89 200H92L91 199V197L89 198V200H88V197L87 198H85L84 197V195H82L81 193H79L78 195L77 194H75ZM157 193H155V194H157ZM162 193V192H161ZM184 193H186V192H184ZM222 193V192H221ZM254 193V194H255ZM150 194V193H149ZM152 194V193H151ZM160 194V193H159ZM159 194L158 195H156V196H158L159 197ZM165 193H163L162 194V197L163 196H168V193H167V195H164ZM239 194H240V192H239ZM51 195V194H50ZM49 194H48V197L50 196ZM174 195H176V197H174ZM256 197H258V193H256ZM51 196V197H52ZM96 196V197H95ZM150 196V195H149ZM148 196V197H149ZM233 196V195H232ZM251 196H252V194H251ZM154 197V195L152 194V197H150V198H153ZM161 197V196H160ZM168 198H169V196H168ZM1 199V198H0ZM49 199H52V198H49ZM63 199H66L65 197L63 198ZM85 199V200H84ZM171 199V198H170ZM3 200V199H2ZM37 200H39V198L37 199ZM41 202H43V200L45 201V199H42L41 198ZM88 200V201H87ZM156 200V199H155ZM155 200H152V202H150V204L151 203H153V204H155L153 201H155ZM167 200V199H166ZM238 200H240V198H238ZM263 200V199H262ZM40 201V200H39ZM39 201H36L37 202V204H39L40 202ZM149 201V200H148ZM169 201V200H168ZM54 202V201H53ZM86 202H84L85 204H87ZM92 202V201H91ZM124 202H126L128 205H126ZM156 202V201H155ZM157 202H159L158 200H157ZM170 202V201H169ZM244 202V201H243ZM45 203V202H44ZM100 203H103V204H100ZM108 203V204H107ZM140 203H141V201H140ZM255 203L257 204V202H254V204H252L253 205V207H252V209L254 210V212L255 211H257V209H256V205H255ZM34 204V203H33ZM73 204V203H72ZM85 204H80V205H82V206H84L85 207ZM88 204H90L89 202H88ZM88 204L86 205L88 208H89V206L91 205H89L88 206ZM119 204V203H118ZM125 204V205H124ZM79 205V206H80ZM130 205V206H129ZM175 205V206H176ZM247 205V206H246ZM79 206H78V208H79ZM155 206V205H154ZM183 206V205H182ZM258 206V205H257ZM260 206V205H259ZM84 207H82V208H84ZM157 207V206H156ZM168 208H171V207H169V206H167ZM81 208V207H80ZM79 208V209H80ZM81 208V209H82ZM107 208V207H106ZM110 208H111V206H110ZM154 209H155V207H153ZM172 208H175V207H172ZM80 209V210H81ZM87 209V208H86ZM176 209L177 208H175L174 210L176 211ZM178 209L180 210L181 208H179L178 207ZM189 209H191L192 211H190ZM262 209V208H261ZM83 210V209H82ZM178 210V211H179ZM263 210V209H262ZM113 212V210H110V212ZM123 211V209L121 210V211H119V213L120 212H122ZM129 211V210H128ZM128 211L126 210V212L128 213ZM143 211H144V209H143ZM183 211V210H182ZM77 212V211H76ZM79 212V211H78ZM107 213L109 212V211H106ZM117 212H118V210H117ZM123 212H125V211H123ZM125 212V213H126ZM184 212H187V210L185 209V211ZM196 212V213H195ZM263 212H264V210H263ZM116 212H114V213H111L112 215L114 214V215H116L115 214ZM125 213H121V214H124L125 215ZM126 213V214H127ZM141 213H143L142 212V210H141ZM179 213V212H178ZM256 213V212H255ZM262 213V212H261ZM261 213H258V215L260 216V219H264V217L263 218H261L262 217V215H264V214H262V215H260ZM144 214L146 215V213L144 212ZM192 214V213H191ZM253 214V213H252ZM251 214V215H252ZM109 215V214H108ZM113 215V217H112V220L113 219H115V216ZM138 215H140V214H138ZM256 215H257V213H256ZM119 216H121V217H123L122 215H119ZM119 216H117L116 217V219H115V221H118V219H119ZM135 216H137V215H135ZM125 217H126V215H125ZM125 217L124 218H122L120 221H125V220H123V219H125ZM143 217L145 218V216L143 215ZM143 217H142V219H143ZM244 217V216H243ZM106 219H110L109 217L108 218H106ZM140 220H141V218H139ZM241 219H242V221H241ZM132 221L134 220H136V219H134V218H132L131 219ZM193 220H194V218H193ZM95 221H97L98 222V220H95ZM110 221H111V219H110ZM132 221H130V222H132ZM133 221V222H134ZM190 221V220H189ZM196 221H198V220H196ZM246 223H245V222ZM129 223V222H127L128 224H130L131 226L134 224V223ZM137 222V221H136ZM139 222V221H138ZM138 222L136 223V224H138ZM141 222V221H140ZM139 222V223H140ZM145 222V221H144ZM192 221H190V223H191ZM262 222V221H261ZM127 223H126V225H127ZM192 223H194V221L192 222ZM245 224V225H244ZM247 224H249V223H247ZM250 224H251V222H250ZM263 225H264V220H263V223H262ZM97 225V224H96ZM139 225V224H138ZM173 225V224H172ZM172 225L171 226H166L165 225V222L164 223H162L160 226H158L157 225V227H155L154 229H152V231L150 232V234L149 233H147L148 235H149V237L147 238V240L149 239V244H151L152 245V249H159V250H161V248H163V247H165V248H168V249H172L174 246H172L173 245V243H175L174 242V240H172L173 238L171 237V236H173V232L172 231H174V230H172V229H174V227L172 228ZM252 225V224H251ZM129 226V225H128ZM140 226L143 228V226L141 225V223H140ZM139 226V227H140ZM183 226V225H182ZM211 226H213V225H211ZM134 227H136V226H134ZM177 227V226H176ZM185 227V226H184ZM251 227V226H250ZM249 227V228H250ZM254 227V226H253ZM253 227L251 228V230H253ZM130 228L131 227H127L126 228V232H127V230H130ZM141 228V229H142ZM161 228H165L163 231H161ZM134 229V228H133ZM135 229H138V228H135ZM258 229H260V232H261V234L263 233V236H264V226L263 227H260V228H258ZM178 230H180V229H178ZM212 230V229H211ZM242 230V229H241ZM125 231H122L123 233H125ZM132 231V230H131ZM131 231L129 232V233H131ZM138 231V230H137ZM136 231V232H137ZM141 231H143V230H141ZM245 231H246V229H245ZM255 230H253V232H254ZM140 228H139V231L137 232V234H139V235H141L140 233ZM224 232V231H223ZM252 232V231H251ZM260 232H259V234H260ZM128 233V232H127ZM133 233H135V231L133 232ZM133 233H131V234H133ZM173 233V234H172ZM212 233V232H211ZM226 233V232H225ZM255 233V232H254ZM257 233V232H256ZM255 233V234H256ZM220 235H222V234H220ZM241 235V234H240ZM251 236H252V234H250ZM131 236V235H130ZM129 236V237H130ZM137 235H135V237H136ZM145 236V235H144ZM224 236H225V234H224ZM229 236V235H228ZM261 236V235H260ZM135 237H134V239H135ZM138 237V236H137ZM141 237V236H140ZM231 237V236H230ZM131 238V237H130ZM143 239H144V237H142ZM142 238H139L140 240L142 239ZM146 238L144 239V241L146 240ZM246 238V237H245ZM258 238V237H257ZM132 239V238H131ZM134 239H133V241H134ZM139 239H137L136 241H138V242H140L139 241ZM231 239H233V238H231ZM260 239V238H259ZM229 240V239H228ZM247 240V239H246ZM261 240H264V239H260V241ZM135 241V242H136ZM253 241V240H252ZM134 242V243H135ZM146 243H147V241H145ZM185 242V241H184ZM188 242V241H187ZM187 242H185V243H187ZM220 242V241H219ZM235 242V241H234ZM240 242V241H239ZM140 243H143V242H140ZM139 243V244H140ZM177 243H179V242H177ZM228 243H229V241H228ZM232 243V242H231ZM241 243H242V241H241ZM255 243V242H254ZM260 243H262V242H260ZM138 244V245H139ZM148 244V243H147ZM180 244H182V243H179V245ZM213 244V243H212ZM243 244V243H242ZM146 245V244H145ZM140 246V245H139ZM149 246V245H148ZM154 246V247H153ZM182 247L184 246V245H181ZM186 246V245H185ZM184 246V247H185ZM235 245H233V247H234ZM241 245H238V247H240ZM180 247V246H179ZM183 247V248H184ZM237 247V246H236ZM181 248V247H180ZM225 248V247H224ZM229 248V247H228ZM242 248V247H241ZM244 248V247H243ZM248 248V247H247ZM246 248V249H247ZM188 249H190V248H188ZM217 249V248H216ZM215 249V250H216ZM227 249V248H226ZM238 249V248H237ZM165 250V249H164ZM211 250H214L213 248L211 249ZM229 250V249H228ZM227 250V251H228ZM242 250V249H241ZM249 250V249H248ZM153 251V250H152ZM158 251V250H157ZM231 251V250H230ZM238 250H236V252H237ZM240 251V250H239ZM256 251V250H255ZM155 252V251H154ZM159 252V251H158ZM163 252V251H162ZM165 252V251H164ZM215 252H217V251H215ZM218 252H221V250L220 251H218ZM212 254H213V251L211 252ZM222 253H223V251H222ZM232 252H230V254H231ZM234 253V252H233ZM238 253V252H237ZM244 253H246V251L244 252ZM254 253V252H253ZM214 254H216V253H214ZM219 254V253H218ZM221 254V253H220ZM227 254V253H226ZM229 254V255H230ZM236 254V253H235ZM234 254V255H235ZM239 254H241V252L239 253ZM239 254H236L235 256L237 257V255H239ZM249 254H251V253H249ZM255 254V253H254ZM260 254V253H259ZM222 255H224V253L222 254ZM221 255V256H222ZM246 255V254H245ZM252 255V254H251ZM212 256H216V255H212ZM218 256V255H217ZM216 256V257H217ZM220 256V257H221ZM225 256V255H224ZM234 256V257H235ZM239 256H241V255H239ZM242 256H243V254H242ZM239 257V258H244V257ZM248 256V255H247ZM227 257H228V255H227ZM232 257H233V255H232ZM222 258V257H221ZM216 259V258H215ZM245 259V258H244ZM253 259V258H252ZM217 260H219V259H217ZM238 260V259H237ZM246 260V259H245ZM216 261V260H215ZM214 261V263H217V262H219V261H216L215 262ZM220 261H222V259L220 260ZM229 261V260H228ZM227 260L225 261V262H228ZM261 261H262V263L264 262V254H263V256L261 257ZM188 262V261H187ZM187 262H186V264H187ZM213 262V261H212ZM234 262H236V259L234 260ZM245 262V261H244ZM214 263H211V264H214ZM222 263H223V261H222ZM229 263H231V262H229ZM255 263H257L256 262V260H255ZM255 263H253V264H255ZM197 264V263H196ZM226 264H228V263H226ZM250 264H252V263H250ZM259 264V263H258Z\"/></svg>",
	"mask_w": 264,
	"mask_h": 264
}]
</instances>
